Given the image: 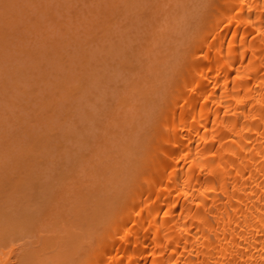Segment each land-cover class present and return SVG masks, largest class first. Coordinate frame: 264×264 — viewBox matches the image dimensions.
Returning a JSON list of instances; mask_svg holds the SVG:
<instances>
[{"label":"bare ground","instance_id":"6f19581e","mask_svg":"<svg viewBox=\"0 0 264 264\" xmlns=\"http://www.w3.org/2000/svg\"><path fill=\"white\" fill-rule=\"evenodd\" d=\"M20 1V0H18ZM26 1V0H25ZM24 1V2H25ZM40 2H42V0H39ZM59 1V0H58ZM63 1V0H62ZM115 1V0H114ZM113 1V3H114ZM126 1V0H125ZM131 1V0H130ZM198 1V0H197ZM207 1V5L206 7L204 6V4H202L204 7V9H206L203 12V16L202 13L201 15L199 14V17H202V19H200L199 24L195 25L197 26V28L193 29L194 32H190L191 34L189 35V40L187 41V44H185L186 49H184L182 55L180 53L179 59L178 57H176L178 59L175 60V62H177V65L173 67V73H170V76L172 75V77L168 78L167 74L165 75L168 78V81H165L166 83H168L169 85L166 88V91L163 90V94L158 93V89H157V93L154 94L157 95L158 100L160 99V101L156 100V102L158 101L160 106L158 107V103H153L151 105V108L153 107L157 114H151L150 115H154L153 117H151L150 115H148L150 117V119H153V126H150L151 128L146 129L148 132L145 131V135H148L147 137H143L146 142H143V140H141V144L139 142V139H142L141 137L139 139H137L138 141H131L134 143H131L132 146H134L133 148H138L137 150H139L138 152H142L140 158L138 159L139 156H136L138 152H136L137 150L135 149L133 152L136 154H134L133 156L135 157V159H137V163L136 160L134 162V158H132L134 164L132 166L136 164H138V166H134L132 168H135V171L128 172V175H125V183H127L128 181V186L126 187L125 191H123L122 189V193L123 195H121L120 189L117 190L120 192L119 198L116 197V204L112 207V205L114 204H109L111 205V207L105 206L103 208H111L109 211H105L107 212L106 215H102L104 216L105 219H103V221H99L100 223L95 224L98 225L95 227V231L92 232L93 234H90L91 236L86 239H84L85 236H80L83 233H80V238L78 236V238L81 240V238H83V240H86L83 243H79V239H78V243L79 245L76 247L77 249L74 250L73 248V244L71 243L72 235H70L69 232L68 235L70 236V244L73 248V250L75 252H73L72 249H70L71 251L68 252H73L70 254V256H72L73 258H75L72 254H76L77 251H80L79 249L81 248L80 252H77L76 258L72 259V257H66L68 255L65 256V259H59L56 258V261H62V264H67L66 259L67 258H71L70 262L72 264H264V0H206ZM205 1V3H206ZM28 1H26L27 3ZM32 2V1H31ZM31 2L29 4H31ZM38 2V4L40 3ZM47 2V1H46ZM56 2V1H55ZM54 2V3H55ZM86 2V1H85ZM99 2V1H98ZM119 2V1H118ZM124 2V1H123ZM121 2V3H123ZM142 2V1H141ZM155 2V1H154ZM195 2V1H193ZM35 3V0H34ZM45 3V2H44ZM48 3H50L48 1ZM63 3V2H62ZM61 3V4H62ZM65 3V2H64ZM69 3V1H68ZM95 3V2H94ZM108 3V2H107ZM116 3V1H115ZM191 3V2H190ZM46 4V3H45ZM52 4V2L50 3ZM59 4V3H57ZM100 4V3H99ZM102 4V3H101ZM144 4V3H143ZM19 5V4H18ZM23 5V4H22ZM42 5V3H41ZM67 5V3L65 4ZM71 5V4H70ZM94 4H92L93 6ZM104 5V3H103ZM115 4H113L114 6ZM171 5V4H170ZM169 5V6H170ZM201 5V6H202ZM29 6V5H27ZM34 6V5H33ZM50 6V5H48ZM100 6V5H99ZM112 6V5H111ZM147 6V5H146ZM188 6V5H187ZM24 9L26 7L23 6ZM35 7V6H34ZM53 7V6H52ZM57 6H55L56 8ZM62 7V6H61ZM98 7V6H97ZM116 7V6H114ZM136 7V6H135ZM148 7V6H147ZM190 7V6H188ZM198 7V6H197ZM36 8V7H35ZM38 8V7H37ZM43 8V7H42ZM94 8V7H93ZM158 8V7H157ZM156 8V9H157ZM165 8V7H164ZM176 8V7H175ZM30 9H32L30 7ZM47 8H45L46 10ZM50 9V7H49ZM61 9V8H60ZM68 9V8H67ZM89 9V8H88ZM101 9V6H100ZM99 9V10H100ZM116 9V8H115ZM171 9V8H170ZM38 10V9H37ZM42 10V9H41ZM59 10V9H57ZM95 10V9H94ZM97 12L99 11L96 8ZM108 10V9H107ZM106 10V11H107ZM111 10V9H110ZM114 10V9H113ZM119 10V9H118ZM137 10V9H136ZM139 10V9H138ZM145 10V9H144ZM143 10V12H144ZM173 10V9H172ZM189 10V9H188ZM199 10V9H198ZM201 10V7H200ZM199 10V11H200ZM201 10V11H202ZM39 11V10H38ZM37 11V12H38ZM47 11V10H46ZM67 11V10H65ZM71 11V10H70ZM69 11V12H70ZM105 11V10H104ZM158 11V10H157ZM28 11L26 10V13ZM32 12V11H30ZM51 12V11H50ZM58 12V11H56ZM63 12V11H62ZM93 12V11H92ZM108 12V11H107ZM106 12V13H107ZM118 12V11H116ZM169 12V11H167ZM192 12V11H191ZM22 13V12H21ZM33 13V12H32ZM30 13V14H32ZM35 13V10H34ZM33 13V14H34ZM91 13V12H89ZM95 13V12H94ZM100 13V11H99ZM121 13V12H120ZM119 13V14H120ZM173 13V12H172ZM181 13V12H180ZM200 13V12H199ZM47 14V13H46ZM54 14V12H53ZM56 14V13H55ZM58 14V13H57ZM69 14V13H68ZM88 14V13H87ZM112 13H110L111 15ZM115 14V11H113V14ZM118 14V15H119ZM137 14V12H136ZM142 14V13H141ZM178 14V13H177ZM186 14V13H185ZM21 15V14H20ZM23 15V14H22ZM21 15V17H23ZM29 15V14H28ZM37 15V14H36ZM43 16H45L44 14H42ZM51 15V14H50ZM94 14H92L91 16H93ZM123 15V14H122ZM167 15V14H166ZM182 15V14H181ZM26 18H28L26 15H24ZM58 16V15H57ZM61 16V15H59ZM65 16V15H64ZM70 16V15H69ZM104 16H106L104 14ZM116 16V15H114ZM113 16V17H114ZM149 16V15H148ZM20 17V16H19ZM42 17V16H41ZM52 17V16H51ZM67 17V16H66ZM90 17V16H89ZM107 17V16H106ZM180 17V16H179ZM25 18V20H26ZM96 18V16H95ZM98 18V17H97ZM119 18V17H118ZM7 19V18H6ZM29 19V18H28ZM27 19V20H28ZM35 19V18H33ZM37 19V18H36ZM41 19V18H40ZM39 19V21H40ZM68 19V18H67ZM89 20V18H87ZM110 19H112V17H110ZM120 19V18H119ZM145 19V18H144ZM165 19V18H164ZM177 19V18H175ZM4 20V19H3ZM9 20V19H8ZM7 20V22H8ZM17 20V19H16ZM19 20H22L21 18ZM45 21V19H43ZM42 20V22H43ZM54 20V19H53ZM70 20V19H69ZM95 20V19H94ZM101 20V19H100ZM106 20V19H105ZM108 20V19H107ZM114 20V19H113ZM112 22L109 20V22L111 23H115V21ZM147 20V19H146ZM168 20V19H167ZM23 21V20H22ZM31 21V20H30ZM84 21V20H83ZM118 21V20H117ZM116 21V22H117ZM178 21V20H177ZM182 21V20H181ZM198 20H196L197 22ZM1 22H3L1 20ZM11 22V21H10ZM19 23V21H17ZM24 22V21H23ZM22 22V24H23ZM49 22H51L49 20ZM61 22V21H60ZM73 22V21H71ZM96 22V21H95ZM6 23V22H4ZM9 23V22H8ZM7 23V24H8ZM21 23V22H20ZM25 23V22H24ZM30 23V22H29ZM47 23V21H46ZM78 23V21H77ZM91 23V21H90ZM97 23V22H96ZM101 23V22H100ZM120 25L121 23L118 22ZM130 23V22H129ZM15 24V22H14ZM27 23H25L26 26ZM45 24V23H43ZM59 24V23H57ZM61 24V23H60ZM80 24V22H79ZM86 24V23H85ZM117 24V23H116ZM196 24V23H195ZM1 25V23H0ZM13 25V22L12 24ZM37 25V24H36ZM40 25V24H39ZM46 25V24H45ZM50 25V24H49ZM54 25V24H53ZM52 25V26H53ZM92 25V24H91ZM90 25V26H91ZM100 25V24H98ZM110 25V24H108ZM129 25V24H128ZM5 26V25H4ZM8 26V25H7ZM24 26V24H23ZM62 25H60L61 27ZM87 26V25H84ZM105 26V25H104ZM123 26V25H122ZM162 26V25H161ZM11 27V26H10ZM14 29L17 30V26H13ZM12 27V28H13ZM36 27V26H35ZM89 27V26H88ZM169 27V26H168ZM5 28V27H4ZM9 27H7L8 29ZM23 28V27H22ZM26 28V27H25ZM33 28V26L31 27V29ZM47 28V27H46ZM50 27H48L49 29ZM78 28V26H77ZM100 28V27H99ZM105 28V27H104ZM157 28V27H156ZM166 28V27H164ZM1 29V28H0ZM3 29V28H2ZM10 29V28H9ZM8 29V30H9ZM13 29V30H14ZM19 29V28H18ZM44 29V28H43ZM59 29V28H58ZM57 29V30H58ZM63 29V28H62ZM67 29V28H66ZM180 29V28H179ZM7 30V31H8ZM11 30V32L13 31ZM15 30V31H16ZM20 30V29H19ZM27 30V29H26ZM37 30V29H36ZM50 30H53L52 28H50ZM60 30V29H59ZM71 30V28H70ZM86 29H84L85 31ZM98 30V29H97ZM96 30V31H97ZM105 30H108L107 27L105 28ZM111 30V29H110ZM163 30V29H162ZM167 30V29H166ZM172 30V29H171ZM4 31V30H3ZM29 31V30H28ZM35 31V30H34ZM39 31V30H38ZM47 31V30H46ZM44 31V32H46ZM66 31V30H65ZM91 31V29L89 30ZM120 31V30H119ZM118 31V32H119ZM136 31V30H135ZM165 31V30H164ZM191 31V29H190ZM19 32V31H18ZM24 32L25 29H24ZM23 32V33H24ZM64 32V31H63ZM101 32V31H100ZM104 32V30H103ZM138 32V31H137ZM153 32V31H152ZM161 32V31H160ZM5 33V31H4ZM8 33V32H7ZM10 33V32H9ZM15 33V32H14ZM17 33V32H16ZM21 33V32H20ZM19 33V34H20ZM29 34V32H26ZM32 33V31L30 32V34ZM41 33V31L39 32ZM56 33V32H54ZM53 33V35H54ZM70 33V32H69ZM90 33V32H88ZM97 33V32H95ZM159 33V32H158ZM2 34V33H1ZM43 34V33H42ZM41 34V35H42ZM79 34V33H78ZM108 34V33H107ZM113 34V33H112ZM131 34V33H130ZM169 34V33H168ZM6 35V34H5ZM4 35V36H5ZM76 35V34H75ZM85 35V33H84ZM97 35H99L97 33ZM96 35V36H97ZM100 35L102 36V34L100 33ZM104 36H106V34H103ZM14 36V35H13ZM25 36V33H24ZM34 36V35H31ZM44 36V35H43ZM41 36V37H43ZM51 36V34H50ZM58 36V35H56ZM78 35H76L77 37ZM81 36V35H80ZM90 36V35H89ZM89 36L88 39H89ZM95 36V38H97ZM110 36V34H109ZM160 36V35H159ZM183 36V35H182ZM8 39L10 38V40L13 38L6 36ZM18 37H20L18 35ZM23 37V36H21ZM28 37V36H27ZM37 35L34 37L36 38ZM53 37V36H51ZM51 37H47V38H51ZM63 37V36H62ZM75 37V38H76ZM83 37V35H82ZM103 37V36H102ZM146 37V36H145ZM176 37V36H175ZM6 38V39H7ZM25 37H23L22 39H24ZM38 38V37H37ZM65 38H68L67 36H65ZM64 38V39H65ZM100 38V37H99ZM106 38V37H104ZM159 38V37H158ZM7 39V42H8ZM15 39V38H13ZM53 39V38H52ZM63 39V38H61ZM87 39V38H85ZM103 39V38H102ZM115 39V38H114ZM157 39V38H156ZM181 39V38H180ZM188 39V38H187ZM28 40V38H27ZM39 40V39H38ZM78 40H80V42L82 41L81 38H79ZM145 40V39H144ZM6 41V40H5ZM47 41V39H46ZM63 41V40H62ZM86 41V40H85ZM95 41H97L95 39ZM106 41V40H105ZM186 41V40H185ZM1 42V41H0ZM4 42V41H3ZM15 42V41H14ZM25 42V41H24ZM33 42V41H31ZM71 42V41H70ZM73 42V41H72ZM91 43V41H89ZM103 42V40H102ZM108 42V41H107ZM9 43V42H8ZM12 43V42H10ZM16 43H21L22 45H24L21 41L19 42H15ZM27 43V42H26ZM29 43V42H28ZM57 43V42H56ZM63 43V42H62ZM83 43V42H82ZM89 43V44H90ZM98 43V41H97ZM100 43V42H99ZM105 43V42H104ZM103 43V45H104ZM111 43V42H109ZM156 43V42H155ZM186 43V42H185ZM2 44V43H1ZM5 44V43H3ZM31 44V43H30ZM44 44V43H43ZM49 44V43H48ZM66 44V43H65ZM74 44V43H73ZM88 44V45H89ZM161 44V43H160ZM17 45V44H16ZM27 45V44H26ZM39 45V44H38ZM52 45V43H51ZM56 45V44H55ZM54 45V46H55ZM70 45V43H69ZM80 45V43L78 44ZM97 45V44H96ZM99 45V44H98ZM97 45V47H98ZM100 45V46H103ZM106 45V44H105ZM128 45V44H127ZM167 45V44H166ZM4 47L7 45H3ZM9 44H8V48H9ZM19 46V45H18ZM21 46V45H20ZM29 47V45H27ZM41 46V44H40ZM39 46V47H40ZM45 46H47L45 44ZM57 46V45H56ZM62 46V45H61ZM110 46V45H109ZM106 46V47H109ZM125 46V44H124ZM139 46V45H138ZM159 46V45H158ZM165 46V45H164ZM184 46V45H182ZM0 47L2 48V45H0ZM5 47V48H6ZM26 47V46H25ZM35 47V46H34ZM38 47V48H39ZM68 46L66 45V48ZM74 47V46H73ZM72 47V49H73ZM87 47V46H86ZM155 47V46H154ZM175 47V46H174ZM5 48H3L2 50H4ZM6 48V49H8ZM11 48H13L11 46ZM36 48V47H35ZM34 48V49H35ZM42 48V47H41ZM54 48V47H52ZM61 47H59L60 49ZM76 48V47H74ZM80 48V47H79ZM78 48V50H79ZM102 48V47H100ZM105 48V47H103ZM102 48V49H103ZM182 48V47H181ZM184 48V47H183ZM31 49V48H30ZM48 49V46H47ZM47 49H45L47 51ZM57 49V48H55ZM68 49V48H67ZM155 48H153L154 50ZM18 50V49H17ZM28 50V49H27ZM33 50V49H31ZM35 49V53H36ZM40 50V49H39ZM49 50H51L49 48ZM48 50V51H49ZM64 50V48H63ZM81 50V49H80ZM149 50V48H148ZM147 50V51H148ZM6 51V50H5ZM4 51V52H5ZM72 51V50H71ZM104 51V49L102 50ZM144 51V50H143ZM163 51V50H162ZM2 52V54L4 53ZM14 52V51H12ZM21 52V51H20ZM30 52V51H29ZM32 52V51H31ZM41 52V50H40ZM54 52V51H53ZM51 52V53H53ZM70 52V50H69ZM68 52V53H69ZM76 52V51H75ZM74 52V53H75ZM80 52V51H77ZM99 52V51H98ZM96 52V53H98ZM137 52V51H136ZM167 52V51H166ZM15 53V52H14ZM34 53V52H33ZM32 53V54H33ZM55 53V52H54ZM72 53V52H71ZM122 53V52H121ZM149 53V52H148ZM6 54V52H5ZM4 54V55H5ZM10 54V51L7 55ZM12 54V53H11ZM41 54L43 55V53L41 52ZM45 54V52H44ZM61 54V53H60ZM66 54V53H65ZM94 54V53H93ZM113 54V53H112ZM129 54V51H128ZM138 54V53H137ZM18 56L20 54H17ZM29 55V54H28ZM51 55V54H50ZM55 55V54H54ZM58 55V54H57ZM62 55V54H61ZM68 55V54H67ZM70 55V54H69ZM68 55V56H69ZM88 55V54H87ZM99 55V53L97 54ZM102 55V54H101ZM121 55V54H120ZM3 56V55H2ZM11 56V55H10ZM16 56V55H14ZM12 55V57H14ZM21 56V55H20ZM49 56V55H48ZM47 56V57H48ZM56 56V55H55ZM54 56V58H55ZM63 56V55H62ZM79 56V55H78ZM94 56V55H93ZM96 56V54H95ZM131 56V55H130ZM145 56V55H144ZM148 56V55H147ZM156 56V55H155ZM165 56V55H164ZM169 56V55H167ZM1 57V56H0ZM8 56H5V58H7ZM24 57V56H23ZM27 57V56H26ZM85 57V56H84ZM133 57V56H132ZM171 57V56H170ZM3 57V59H5ZM11 58V57H10ZM21 58V57H20ZM33 58V57H32ZM38 58V57H37ZM40 58H42L40 56ZM46 58V57H45ZM51 58V57H50ZM63 58V57H62ZM70 58V56H69ZM76 58V57H74ZM90 58V57H89ZM114 58V57H113ZM162 58V57H161ZM2 59V58H1ZM2 59V62H3ZM14 59V58H12ZM19 59V58H18ZM23 59V58H22ZM31 59V58H29ZM39 59V58H38ZM47 59V58H46ZM56 59V58H55ZM61 59V58H60ZM104 59V58H103ZM120 59V58H119ZM155 59V58H153ZM10 60V59H9ZM35 60V59H33ZM48 60V59H47ZM52 60V59H51ZM54 60V59H53ZM69 60V59H66ZM131 61V59H129ZM142 60V59H141ZM148 60V59H147ZM152 60V59H151ZM15 61V60H14ZM18 61V60H17ZM27 61V59H26ZM32 63V60H29ZM43 61L44 57H43ZM50 61V59H49ZM56 61V60H55ZM63 61V59H62ZM87 61V60H86ZM92 61V60H91ZM96 61V60H95ZM168 61V60H167ZM7 62V61H4ZM21 62V60H20ZM25 62V61H24ZM53 62V61H51ZM50 62V63H51ZM58 62V61H57ZM56 62V63H57ZM74 62V61H73ZM82 62V61H81ZM93 62V61H92ZM104 62V61H103ZM128 62V61H127ZM1 63V61H0ZM8 63V62H7ZM4 65V63L1 65H3V68L1 66V68L4 70L6 68H4L6 66V64ZM10 63V62H9ZM14 63L8 64L7 67L9 66L10 69L12 68V66H14ZM22 63V62H21ZM20 63V64H21ZM26 63V62H25ZM54 63V62H53ZM52 63V64H53ZM85 63V62H84ZM95 63V62H94ZM119 63V62H118ZM122 63V62H121ZM125 63V61H124ZM152 63V62H151ZM28 64V63H27ZM33 64V63H32ZM36 64V63H34ZM33 64V65H34ZM47 64V63H45ZM51 64V67H52ZM86 64V63H85ZM84 64V65H85ZM107 64V63H106ZM19 65L16 63V66ZM29 65V64H28ZM31 65V64H30ZM31 65V67L33 66ZM39 65L36 64L35 66V70L37 69V66ZM41 65H44L43 62ZM40 65V66H41ZM49 65V64H48ZM47 65V66H48ZM83 65V67H84ZM101 65V64H100ZM127 65V63H126ZM142 65V64H141ZM159 65V64H158ZM61 66V65H60ZM58 66V67H60ZM76 66V65H75ZM120 66V65H119ZM128 66V65H127ZM136 66V65H134ZM134 66H132L134 68ZM140 66V65H139ZM146 66V65H145ZM18 67V66H17ZM22 67V66H20ZM27 67V66H26ZM46 67V66H45ZM62 67V66H61ZM116 67V66H115ZM114 67V68H115ZM125 67V65H124ZM123 67V68H124ZM142 67V66H141ZM162 67V66H161ZM15 69V67H13ZM19 68V67H18ZM25 68V67H24ZM23 68V69H24ZM30 68V67H29ZM40 68V67H38ZM47 68V67H46ZM65 68V67H64ZM63 68V70H64ZM86 68V67H85ZM91 68V67H89ZM117 68V67H116ZM130 66L129 69L130 70ZM136 68V67H135ZM149 68V67H148ZM9 69V68H8ZM7 69V70H8ZM13 69V70H14ZM17 69V68H16ZM32 69V68H31ZM30 69V70H31ZM42 68H40L39 70H41ZM54 69V68H53ZM53 69L51 71H53ZM56 69V68H55ZM93 69V68H92ZM126 69V70H127ZM145 69V68H144ZM172 69V68H170ZM45 70V69H44ZM47 70V69H46ZM57 70V69H56ZM123 70V69H122ZM143 70V69H142ZM12 71V70H11ZM20 72H22L19 69ZM24 71H29L24 70ZM49 71V68L48 70ZM50 71V72H51ZM72 71V69L70 70V72ZM87 71V70H86ZM92 71V70H91ZM112 71V70H111ZM137 71V70H135ZM172 71V70H171ZM169 71V72H171ZM10 70L7 72L9 73ZM15 72V71H14ZM19 72V73H20ZM36 72V71H35ZM38 74L43 75V71H38ZM42 72V73H39ZM50 72H44L45 73H50ZM54 72H56L54 70ZM68 72V71H67ZM77 72V71H76ZM100 72V71H99ZM115 72V71H114ZM123 72V71H122ZM166 71V73H169ZM2 73V71H0V74ZM5 73V72H4ZM16 73V72H15ZM57 73V72H56ZM78 73V72H77ZM82 73V72H81ZM88 73V72H87ZM146 73V72H145ZM149 73V72H147ZM155 73V72H154ZM165 73V72H164ZM11 74V73H10ZM22 74H25L22 72ZM21 74V75H22ZM34 74V73H33ZM32 74V75H33ZM63 74V73H62ZM67 74V73H66ZM93 74V73H92ZM99 74V73H98ZM129 74V73H128ZM133 74V73H132ZM143 74V73H142ZM18 74V69H17V74ZM15 75V76H16ZM40 75V76H41ZM52 75V74H51ZM64 75V74H63ZM62 75V76H63ZM72 75V74H71ZM87 75V74H86ZM111 75V74H110ZM136 75V74H135ZM156 74H154L155 76ZM164 75V74H163ZM3 76V75H1ZM6 76V75H4ZM35 76V75H33ZM32 76V78H34ZM46 76H50L49 74ZM56 76V75H55ZM82 76V75H81ZM130 76V75H129ZM175 76V77H174ZM8 77V75H7ZM13 77V76H12ZM18 77V76H17ZM22 77V76H21ZM29 77V76H28ZM89 77V76H88ZM110 77V76H109ZM143 77V76H142ZM157 77V76H156ZM162 77V74H161ZM166 77L164 78V80L166 79ZM3 78V77H2ZM8 78H11L10 75ZM23 77V81L27 82L29 78H25ZM31 78V79H32ZM50 79V77H48ZM69 78V77H68ZM79 78V77H77ZM76 78V79H77ZM95 78V77H94ZM113 78V77H112ZM132 78V76H131ZM135 78V77H134ZM16 79V78H15ZM19 79V78H18ZM40 79V77H39ZM44 79V78H43ZM46 79V78H45ZM48 79V80H49ZM58 79L61 80V78L58 77ZM55 78V81L58 80ZM129 79V78H128ZM170 79V80H169ZM5 80V79H4ZM12 80V78H11ZM21 80V79H20ZM47 80V81H48ZM66 80V77H65ZM149 80V79H147ZM167 80V79H166ZM3 81V80H0ZM7 81V80H6ZM19 81V80H18ZM22 81V80H21ZM33 81V80H32ZM37 81V80H36ZM46 81V82H47ZM69 81V80H68ZM75 81V80H73ZM83 81V80H82ZM125 81V80H124ZM128 81V80H127ZM139 81V80H137ZM142 81V80H141ZM160 81V80H159ZM11 82V81H10ZM13 85L14 82L13 81ZM34 82V81H33ZM42 79H41V83H42ZM54 82V81H53ZM58 82V81H57ZM121 82V81H120ZM155 82V81H154ZM8 83V85L10 84L9 82H5ZM4 83V84H5ZM22 83V82H20ZM30 83V81L28 82ZM38 83V82H37ZM40 83V84H41ZM74 83V82H73ZM141 83V82H140ZM157 83V82H156ZM160 83H163L162 81ZM2 84V83H1ZM12 84V83H11ZM19 84V83H18ZM24 82L22 83L23 86ZM49 84V83H48ZM47 84V85H48ZM88 84V83H87ZM93 84V83H92ZM135 84V83H134ZM21 85V84H20ZM29 85V84H26ZM25 85V88L27 87ZM32 85V84H30ZM36 85V84H35ZM96 85V84H95ZM113 85V84H112ZM124 85V84H123ZM122 85V86H123ZM138 85V84H137ZM148 85V84H147ZM161 85V84H159ZM45 87V85H43ZM80 86V85H79ZM85 85H83L84 87ZM155 86V85H154ZM152 86V88L154 87ZM157 86V84H156ZM1 87V85H0ZM15 86L11 87L9 86V88H12ZM39 87L36 85V88ZM41 87V86H40ZM53 87V86H52ZM75 87V86H73ZM120 87V86H119ZM130 87V86H129ZM133 87V86H132ZM135 87L136 84H135ZM159 87V86H158ZM34 88V86H33ZM55 88V87H54ZM96 88V87H95ZM117 88V87H116ZM163 88V87H162ZM161 88V89H162ZM28 89V88H27ZM45 89V88H44ZM64 89V88H63ZM70 89V88H69ZM88 89V88H86ZM134 89V88H133ZM139 89V88H138ZM137 89V90H138ZM155 89V87L153 88ZM160 89V91H161ZM164 89V88H163ZM2 91L5 92V90L1 89ZM16 90V89H15ZM19 90V89H18ZM30 90V89H29ZM35 91H37V89H34ZM42 89L40 88V91ZM53 90V89H52ZM57 91V89H55ZM76 90H80V88L76 87ZM74 89V93L71 92L73 91V89L70 91L71 94H76V91ZM96 90V89H95ZM147 90V88H146ZM7 91V90H6ZM21 91V90H20ZM19 91V92H20ZM31 91V90H30ZM39 91V90H38ZM37 91V92H38ZM39 91V92H40ZM62 91V90H61ZM135 91V89H134ZM140 91V89H139ZM1 92V91H0ZM17 91V93H19ZM38 92V93H39ZM42 92V91H41ZM44 92V91H43ZM46 92V89H45ZM68 92V91H67ZM84 92V91H83ZM133 92V91H132ZM9 94V92L7 91L6 94ZM12 93V92H11ZM36 93V92H35ZM48 93V92H46ZM82 93V92H81ZM129 93V92H128ZM139 94V92H136ZM142 93V92H141ZM150 93V92H149ZM1 94V93H0ZM23 94V92H22ZM26 94V93H25ZM28 94V93H27ZM31 94V92H30ZM41 94V93H40ZM38 94V96L40 95ZM43 94V93H42ZM70 94V95H71ZM88 94V93H87ZM146 94V93H145ZM2 95V94H1ZM0 95V97L2 96ZM14 95V94H13ZM16 95V94H15ZM24 95V94H23ZM45 95V94H44ZM55 95V93H54ZM58 95V94H57ZM61 95V94H60ZM65 95V94H64ZM71 95V96H73ZM84 95V94H83ZM91 95V94H90ZM161 97H158L160 96ZM163 95V96H162ZM18 96V95H16ZM22 96V95H20ZM43 96V95H42ZM41 95L39 97H42ZM77 96V95H75ZM87 96V95H85ZM131 96V95H130ZM138 96V95H137ZM141 96V94H140ZM165 96V97H164ZM12 97V96H11ZM32 97V95H31ZM30 97V98H31ZM34 97V96H33ZM44 97V96H43ZM47 97V96H46ZM55 97V96H54ZM60 97V96H59ZM164 97V98H163ZM4 98V96H3ZM22 97H20L19 99H21ZM26 97H24V100ZM30 98H28V101ZM34 98H37V96H35ZM51 98V97H49ZM79 98V97H78ZM84 98V97H83ZM82 101H85L83 100ZM136 98V97H134ZM150 98V97H148ZM9 99V98H8ZM23 99V98H22ZM32 99V98H31ZM71 99V97H70ZM93 99V98H92ZM91 99V100H92ZM98 99V98H97ZM104 99V98H103ZM106 99V98H105ZM112 99V98H111ZM124 99V98H123ZM128 99V97H127ZM1 100V99H0ZM4 100V99H2ZM17 100V99H15ZM40 100V99H39ZM44 100V99H43ZM59 100V99H58ZM132 100V99H131ZM138 100V99H137ZM19 103L21 100H18ZM28 101H26L28 103ZM38 101V100H37ZM76 101V100H75ZM80 101V100H79ZM81 101V102H82ZM1 102V101H0ZM7 102V101H6ZM5 102V103H6ZM40 102V101H39ZM74 102V101H73ZM111 102V101H110ZM124 103V101H122ZM126 102V100H125ZM130 102V101H129ZM4 105V101L1 102V105ZM32 103V102H29ZM47 103V102H46ZM54 103V102H53ZM88 103V102H87ZM102 103V102H101ZM136 103V102H135ZM150 103V102H149ZM38 104V103H37ZM36 104V106H37ZM42 104V101H41ZM44 104V103H43ZM60 105V103H58ZM79 104V103H78ZM100 104V103H99ZM106 104V103H105ZM113 104V103H112ZM111 104V105H112ZM122 104V103H121ZM131 104V102H130ZM137 104H139L137 102ZM155 104V105H154ZM9 104H7L8 106ZM23 105V104H22ZM35 105V104H34ZM32 105V106H34ZM82 105V103H81ZM119 105V104H118ZM128 105V102L125 103V106ZM136 105V104H134ZM144 105V104H143ZM16 106V105H15ZM19 106V104L17 105ZM46 106V105H45ZM51 106L52 105H48ZM66 106V105H65ZM64 106V107H65ZM79 106V105H78ZM123 106V104H122ZM147 106V105H145ZM155 106H157L155 108ZM14 107V106H13ZM11 107V108H13ZM20 107V106H19ZM30 107V106H29ZM42 107V105H41ZM90 107V106H89ZM96 107V106H95ZM120 107V106H119ZM124 107V106H123ZM135 107V106H134ZM149 107V106H147ZM10 108V107H9ZM106 108V107H105ZM125 108V107H124ZM126 108H128L126 106ZM130 108V107H129ZM15 109V108H14ZM27 108H25V111H27V113H29L30 111L26 110ZM33 109V107H32ZM40 109V108H39ZM45 109V108H44ZM62 109V108H60ZM94 109V107H93ZM116 109V108H115ZM134 109V108H133ZM135 109H137L136 111L140 112V110H142L141 108L138 110V108L135 107ZM150 109V108H149ZM18 112V109H16ZM30 110V109H29ZM49 110V109H48ZM58 110V108H57ZM92 110V109H91ZM95 110V109H94ZM132 110V109H131ZM147 110V109H146ZM159 110V111H158ZM15 111V110H14ZM24 110L21 112H25ZM38 111V109H37ZM40 111V110H39ZM46 111V110H45ZM51 111V110H50ZM49 113L51 114V111ZM55 111V110H54ZM82 111V110H81ZM134 111V110H133ZM136 111H134L136 113ZM20 112V114H22ZM33 112V111H31ZM30 112V113H31ZM56 112V111H55ZM59 113L58 112V116L60 115V117L63 114V111L60 110ZM80 112V111H79ZM94 112V111H93ZM131 112V111H130ZM133 112V113H134ZM12 113L14 114V112L12 111ZM82 113V112H81ZM141 113V112H140ZM17 114V113H16ZM14 114V115H16ZM24 114V113H23ZM45 114V113H44ZM49 114V115H50ZM57 114V113H56ZM85 114V113H84ZM92 114V113H91ZM137 114V116H136ZM135 116L138 117L139 113H136ZM26 115V114H25ZM31 114H28L27 117H30ZM35 115V113H34ZM54 115V114H53ZM51 114V116H53ZM65 114H63L64 117ZM72 115V114H71ZM123 115V114H122ZM145 115V113H144ZM157 117H156V116ZM23 116V115H21ZM77 116V115H76ZM87 116V115H86ZM89 116V114H88ZM108 116V115H107ZM106 116V117H107ZM26 117V119H27ZM37 117V115H36ZM43 117V115H42ZM54 117V116H53ZM56 117V118H57ZM119 117V116H118ZM10 118V116H9ZM7 117L6 121L9 119ZM13 118V115H12ZM16 119H18L17 117H15ZM55 118V119H56ZM62 118V117H61ZM89 118V117H88ZM20 119V118H19ZM31 119V117L29 118ZM28 119V120H29ZM37 119V118H35ZM41 119V118H40ZM45 118H43L44 120ZM48 119V117H47ZM46 119V120H47ZM59 118H57V120H55L56 124H61V122L58 121ZM64 119V118H63ZM75 119V118H74ZM84 119V118H83ZM129 119V118H128ZM127 119V120H128ZM139 119V118H138ZM149 119V120H150ZM10 120V119H9ZM13 120H15L13 118ZM53 120V119H52ZM65 120V119H64ZM69 120V119H68ZM117 120V119H116ZM147 120V119H146ZM145 119L143 120V123L146 121ZM5 121V119H4ZM18 121V120H17ZM16 121V122H17ZM22 121V119H21ZM27 121V120H26ZM30 124H35V122H31ZM60 121H62V119H60ZM89 121V119H88ZM110 121V120H109ZM130 121V120H129ZM135 121V117H133V121H131L132 123ZM151 121V120H150ZM155 121V122H154ZM1 122V120H0ZM12 122V121H11ZM19 122V121H18ZM46 122V121H45ZM59 122V123H57ZM73 122V121H72ZM108 122V121H107ZM23 123H25V120L23 121ZM42 123V122H41ZM95 123V122H94ZM106 123V122H105ZM142 126H145L143 125ZM148 123V121L146 122V124ZM8 124V123H7ZM17 124V123H16ZM15 124V125H16ZM51 124V122L49 123ZM59 124V125H60ZM63 124V123H62ZM82 124V122H81ZM114 124V122H113ZM128 124V123H126ZM131 124V123H130ZM139 124V123H138ZM13 125V123H11V126ZM21 125V124H20ZM36 125V124H35ZM86 125V124H85ZM120 125V124H119ZM150 125L147 124V126ZM152 125V123H151ZM5 126V125H4ZM23 126V125H22ZM39 126V125H37ZM48 126V125H47ZM55 126V125H54ZM62 126V125H61ZM68 126V125H67ZM82 126V125H81ZM146 126V127H147ZM26 127V125H25ZM45 127V126H44ZM58 127V126H57ZM60 127V126H59ZM58 127V129H59ZM75 127V125H74ZM3 127H1L2 129ZM9 129V126L7 127ZM17 128V127H16ZM31 128V127H30ZM34 128V125L33 127ZM37 128V127H36ZM36 128H34V131H38L39 134V130L41 129L39 127V130H35ZM43 128V127H42ZM48 128V127H47ZM128 128V126H127ZM7 129V130H8ZM13 129V128H11ZM10 129V132H11ZM51 129V128H50ZM78 129V128H77ZM139 129V128H138ZM142 129V128H141ZM4 130V129H3ZM3 130H1V132H3ZM6 130V129H5ZM31 130V129H30ZM42 130V129H41ZM46 130V128H45ZM52 130V129H51ZM72 130V129H71ZM87 130V129H86ZM113 130V129H112ZM144 130V129H143ZM14 131V130H13ZM58 131V130H57ZM83 131V130H82ZM120 131V129H119ZM8 132V131H7ZM29 132V130H28ZM69 132V131H68ZM32 133V132H31ZM34 133V132H33ZM32 133V134H33ZM122 133V131H121ZM124 133V132H123ZM129 133V131H127V134ZM139 133V132H138ZM15 134V133H14ZM29 134V133H28ZM31 134V135H32ZM58 134V133H57ZM112 134V133H111ZM21 135V134H20ZM54 135V133H53ZM56 135V134H55ZM54 135V136H55ZM94 135V134H93ZM106 135V134H105ZM119 135V134H118ZM138 135V134H137ZM25 136V135H24ZM38 136L34 134V138ZM100 136V135H99ZM141 136V135H140ZM144 136V135H143ZM11 137V136H10ZM19 137V135H18ZM17 137V138H18ZM26 137V136H25ZM60 137V136H59ZM67 137V136H66ZM74 137V136H73ZM87 137V136H86ZM114 137V136H113ZM119 137V136H117ZM126 137V136H125ZM15 138V137H14ZM52 138V136H51ZM54 138V137H53ZM65 138V137H64ZM63 138V139H64ZM80 138V137H79ZM103 138V136H102ZM132 138V137H130ZM23 139V138H22ZM32 139V138H30ZM36 139V138H35ZM43 139V138H42ZM62 139V138H60ZM83 139V138H82ZM89 139V138H88ZM110 139V138H109ZM6 140V139H5ZM29 140V139H28ZM52 140V139H51ZM58 140V138H57ZM66 140V139H65ZM105 140V139H104ZM121 140V139H120ZM125 140V139H124ZM135 140V139H134ZM1 141V140H0ZM112 141V140H111ZM119 141V140H118ZM3 142V141H2ZM13 142V141H12ZM37 142V141H36ZM42 142V141H41ZM55 142V141H54ZM62 142V141H61ZM88 142V141H87ZM103 142V141H102ZM125 142V141H124ZM138 143V147H137V143ZM143 142V143H142ZM39 143V142H38ZM37 143V144H38ZM74 143V142H73ZM99 143V142H98ZM46 144V143H45ZM61 144V143H60ZM64 144V143H63ZM93 144V143H92ZM95 144V143H94ZM104 144V143H103ZM102 144V145H103ZM112 144V143H111ZM114 144V143H113ZM130 144V143H129ZM143 148V145L144 148ZM5 145V144H4ZM8 145V144H7ZM13 146H15L14 144H12ZM36 144H34L35 146ZM57 145V144H56ZM71 145V144H70ZM91 145V144H89ZM48 146V144H47ZM62 146V145H61ZM60 146V147H61ZM64 146V145H63ZM62 146V149H64V147ZM110 146V145H109ZM108 146V147H109ZM131 146V145H130ZM8 147V146H7ZM31 147V146H30ZM69 147V146H68ZM67 147V148H68ZM94 147V146H93ZM99 147V146H98ZM4 148V147H2ZM20 148V147H19ZM39 148V147H37ZM72 148V147H71ZM96 148V147H95ZM127 148V147H126ZM129 148V147H128ZM131 148V147H130ZM132 148V150H133ZM36 149V148H34ZM61 149V148H60ZM59 149V150H60ZM66 149V147H65ZM101 149V148H100ZM113 149V147H112ZM4 150V149H3ZM15 150V149H14ZM40 150V149H39ZM67 150V149H66ZM69 150V148H68ZM67 150V151H68ZM77 150V149H76ZM91 150V149H90ZM117 150V149H116ZM17 151V150H16ZM32 151V150H31ZM29 151V152H31ZM45 151V150H44ZM47 151V150H46ZM50 151V150H49ZM53 151V150H52ZM58 151V150H57ZM74 151V148H73ZM72 151V152H73ZM78 151V150H77ZM92 151V150H91ZM110 151V150H109ZM20 152V151H19ZM33 152V151H32ZM31 152V153H32ZM40 152V151H39ZM71 152V150L69 151ZM68 152V153H69ZM71 152V153H72ZM128 152V150H127ZM18 153V152H17ZM25 153V152H24ZM30 153V154H31ZM69 153V154H71ZM94 153V152H93ZM21 154V153H19ZM59 153H57L58 155ZM68 154V155H69ZM129 154V153H128ZM132 154V153H131ZM143 154V155H142ZM37 155V154H36ZM56 155V154H55ZM90 155V154H89ZM138 155H140L138 153ZM3 156V155H2ZM5 156V155H4ZM30 156V155H29ZM40 156V155H39ZM43 156V155H42ZM41 156V157H42ZM105 156V155H104ZM26 157V156H25ZM38 156H36L37 158ZM64 157V156H63ZM69 157V156H68ZM97 157V156H96ZM22 158V157H21ZM31 158V156H30ZM33 158L31 159V161L34 163V161H36L37 159ZM131 158V155L129 157V159ZM16 159V158H15ZM18 159V157H17ZM16 159V164L15 166L19 165V167H23L21 165L22 160L18 162V160ZM34 159V161H33ZM36 159V160H35ZM52 159V158H51ZM58 159V158H57ZM54 159V160H57ZM88 159V158H87ZM91 159V158H90ZM89 159V160H90ZM95 159V158H94ZM114 159V158H113ZM12 161H10V163H8V161H5L6 163L1 162V165L6 166V167H1L0 166V171L1 172H5L4 170H6V173L10 170L13 169L14 167L13 164V159H11ZM24 163H25V159H23ZM41 160V159H40ZM61 160V159H60ZM131 160V159H130ZM15 161V160H14ZM47 161V160H46ZM50 161V160H49ZM53 161V160H52ZM97 161V160H96ZM123 161V159H122ZM18 162V163H17ZM31 162V164H32ZM40 162V161H39ZM68 162V161H67ZM77 162V161H76ZM102 162V161H101ZM28 164V162H26ZM25 163V166H27ZM41 163V162H40ZM47 163V162H46ZM53 163V162H52ZM57 163V162H56ZM63 163V162H62ZM104 163V162H103ZM107 163V162H106ZM124 163V162H123ZM6 164V165H5ZM8 164L10 165V168ZM30 164V162H29ZM28 164V165H29ZM30 164V166H31ZM109 164V163H108ZM132 164V163H131ZM21 165V166H20ZM24 165V164H23ZM36 165V164H35ZM45 165V164H44ZM94 165V164H93ZM99 165H101L99 163ZM24 166V167H25ZM34 166V165H33ZM38 164L36 165V167L38 168ZM41 166V164H40ZM89 166V164H88ZM116 166V165H115ZM128 166V165H127ZM130 166V165H129ZM35 166L33 168H36ZM51 167V166H50ZM57 167V166H56ZM59 167V166H58ZM95 167V166H94ZM131 167V166H130ZM4 170H3V169ZM6 168L10 169L7 170ZM16 168V167H15ZM18 168V166H17ZM17 168L15 169L16 171H19V168L17 170ZM28 168H32L28 167ZM70 168V167H69ZM118 168V167H117ZM27 169V168H26ZM25 169V171L27 172V170ZM73 169V168H72ZM86 169V168H85ZM112 169V168H111ZM3 170V171H2ZM23 170V168H22ZM29 170V169H28ZM31 170V169H30ZM35 170V169H34ZM63 170V169H62ZM97 170V169H96ZM116 170V168H115ZM14 171V170H13ZM59 171V170H58ZM125 171V170H124ZM123 171V172H124ZM126 171H128L126 169ZM0 172V173H1ZM8 172V173H9ZM15 172V171H14ZM21 172V171H19ZM23 172V171H22ZM21 172V173H22ZM32 172V170H31ZM34 172V171H33ZM38 172V171H36ZM114 172V171H113ZM28 173V172H27ZM44 173V172H43ZM53 173V171L51 172ZM63 173V172H62ZM86 173V172H85ZM94 173V171L92 172ZM112 173V172H111ZM118 173V172H116ZM120 173V172H119ZM118 173V174H119ZM127 172H124V174H126ZM130 173L133 174L132 179L130 175ZM3 174V173H2ZM5 174V173H4ZM11 176L13 175L12 173ZM17 174V173H15ZM19 174V173H18ZM25 173H22V175ZM30 174V173H29ZM54 174V173H53ZM61 174V173H60ZM65 174V173H63ZM89 174V173H88ZM22 175H19L22 177ZM32 175V173L30 174ZM29 175V176H30ZM35 175V174H33ZM37 175V174H36ZM40 175V174H39ZM38 175V176H39ZM43 175V174H42ZM59 175V174H58ZM62 175V174H61ZM67 174H65L66 176ZM95 175V174H94ZM123 175V174H122ZM1 176V175H0ZM6 175L5 178H7ZM37 176V177H38ZM52 176V175H51ZM106 176V175H105ZM10 177V176H9ZM8 177V178H9ZM13 177V176H12ZM17 177V175H16ZM26 177V176H23ZM44 177V175H43ZM92 177V176H91ZM123 177V176H121ZM120 177L121 180H123ZM127 177V178H126ZM128 177L130 178V180L128 179ZM1 181H4L6 184L7 179H2V176L0 177ZM11 178V177H10ZM30 180L33 179V181H31L32 186L31 190L32 191H28L30 190V186L27 187L28 190H25V188H20L22 194L25 192L24 195L19 194V192L17 191L16 187L14 185H8V187L10 186H14L13 188L16 189V191L18 193H16L17 195L19 194V196H21L20 198H22V196H25L27 193V195L29 196H25V199L23 200L24 203H20L21 204V208H22V204L24 206H30L31 208H33L34 206V210H36L38 207V211H43L45 208L48 209V205L50 206L51 202L48 201L49 195H47V193L52 192L49 191L47 189V193L45 194V198L44 199V191L41 192L39 190V187H41L40 184L41 183V179L38 178V180L40 179V182H38V180H36V178H31L29 177ZM60 178V177H59ZM67 180V177H65ZM70 178V176H69ZM119 178V177H118ZM14 179V178H13ZM26 179V178H23ZM62 179V178H61ZM60 179V180H61ZM75 179V177L73 178ZM88 179V178H86ZM90 179V178H89ZM94 179V178H93ZM9 180V179H8ZM7 180V181H8ZM12 180V179H11ZM22 180V179H21ZM37 181V183L40 185H38L37 187V183H35L34 181ZM52 180V179H51ZM59 180V179H58ZM64 180V177H63ZM64 180V181H66ZM96 180V179H94ZM127 180V181H126ZM0 181V182H1ZM14 180H12L11 182H13ZM20 181V180H19ZM25 181V180H24ZM47 181V180H46ZM50 181V180H49ZM57 181V180H56ZM98 181V180H97ZM27 182V181H26ZM72 182V181H71ZM93 182V181H92ZM96 182V181H95ZM109 182V181H108ZM119 182V180H118ZM124 181L120 182L119 185H121ZM3 183V182H1ZM0 183V184H1ZM22 183V182H20ZM30 183L29 181L26 183L28 184ZM50 183V182H49ZM53 183V182H52ZM64 184V182H62ZM68 183V182H67ZM75 183V181H74ZM80 183V181H79ZM78 183V184H79ZM99 183V182H98ZM101 183V182H100ZM24 184V185H26ZM34 184V185H33ZM3 185V184H2ZM77 185V184H76ZM102 185V184H101ZM124 184L121 185L120 188H122ZM5 185H3L4 187ZM23 186V185H21ZM45 186V184H44ZM48 187V185H46ZM51 186V185H50ZM57 186V185H56ZM73 186V185H72ZM119 187L118 184H116L113 187ZM84 187H86L84 185ZM97 187H100L99 185ZM108 187V186H107ZM45 188V187H44ZM49 188V187H48ZM55 188V187H54ZM2 187H0V191ZM5 189H7V187H5ZM12 189V188H11ZM10 188L8 189L9 191L11 190ZM23 189V190H22ZM40 191L41 193H37L38 191ZM40 189H43L40 188ZM51 189V188H50ZM58 189V188H57ZM72 189V188H71ZM102 189V187H101ZM115 189V188H113ZM4 190V189H3ZM33 190L36 192L34 194ZM52 190V189H51ZM89 190V189H88ZM87 190V192H89ZM95 190V189H94ZM93 190V191H94ZM100 190V189H98ZM105 190V189H103ZM6 191V190H5ZM8 191V192H9ZM13 190H11L12 192ZM27 191V193H26ZM115 190L112 191V193L117 195V191L116 193H114ZM7 192V191H6ZM4 192V193H6ZM15 192V191H14ZM56 192V191H55ZM102 192V191H101ZM106 193V191H103ZM102 192V193H103ZM58 193V192H57ZM56 193V194H57ZM64 193V192H63ZM62 193V194H63ZM80 196H81V192L79 191ZM83 193V192H82ZM112 193H110V195H113ZM3 194V193H2ZM1 194V195H2ZM10 194V193H8ZM15 194V193H13ZM55 194V193H54ZM61 194V193H59ZM88 194V193H85ZM92 194V193H91ZM108 194V193H106ZM7 195V194H6ZM12 197V193L10 194ZM10 195H7V198L10 197ZM32 195V197H31ZM40 195V197L38 196ZM42 195V196H41ZM64 195V194H63ZM62 195V196H63ZM67 195V194H65ZM64 195V196H65ZM84 195V193H83ZM93 195H95V193H93ZM105 195V194H103ZM103 195H101L99 197V199L103 197ZM117 195V196H118ZM73 196V195H72ZM75 196V195H74ZM73 196V197H74ZM99 196V195H98ZM4 197V196H3ZM14 197V196H13ZM35 197V198H34ZM40 199H38V198ZM43 199H42V198ZM52 197V196H51ZM58 197H61L58 196ZM57 197V198H58ZM77 197V196H76ZM97 197V196H96ZM106 197V196H105ZM109 197V195H108ZM6 198V197H5ZM5 198H2L5 199ZM6 198V199H7ZM17 198H19L17 196ZM24 198V197H23ZM22 198V199H23ZM30 200H29V199ZM82 198V196H81ZM85 198V197H84ZM112 198V197H110ZM115 198V197H114ZM9 199V198H8ZM7 199V200H8ZM34 199V200H31ZM36 199V201H35ZM52 199V198H51ZM80 199V198H79ZM93 199V198H92ZM96 199V198H95ZM98 199V200H99ZM105 199V202L107 203V199ZM11 199L8 200V202ZM16 200V199H14ZM18 200V199H17ZM20 200V199H19ZM44 200V203L42 201ZM61 200V198H60ZM66 200V199H65ZM75 200V199H74ZM77 200V199H76ZM4 201V200H3ZM13 201V200H12ZM21 201V200H20ZM29 201V202H26ZM33 201V202H32ZM35 201V202H34ZM44 204V206H40V202ZM53 201H54V196H53ZM52 203L54 204L55 202ZM58 201V199H57ZM62 201H64L63 197H62ZM67 201H71V200H67ZM78 201V200H77ZM80 201H83L82 199ZM91 201V200H90ZM95 200H92L91 204H93ZM110 201V202H111ZM16 202V201H15ZM13 202L12 205L15 203ZM19 202V201H18ZM39 202V204H38ZM49 202V204H47ZM98 202V201H96ZM101 202V200H100ZM1 203V202H0ZM5 203V202H4ZM35 203V205L33 204ZM37 203V204H36ZM57 203V202H56ZM62 203V202H61ZM73 203V202H71ZM70 203V204H71ZM74 203H76L74 201ZM80 203V202H79ZM77 203V205L79 204ZM83 203V202H82ZM109 203V202H108ZM17 204V203H16ZM15 204V205H16ZM29 204V205H28ZM45 204L47 206H45ZM52 204V205H53ZM60 204V203H58ZM66 204V203H65ZM64 204V205H65ZM81 204V203H80ZM87 204V202H85V205ZM90 203H88L89 206ZM1 205V204H0ZM8 206V204H5V206ZM18 205V204H17ZM32 205V206H31ZM34 205V206H33ZM39 205V206H37ZM55 205V204H54ZM61 205V204H60ZM63 205V203H62ZM69 206V204H67ZM75 205V204H74ZM95 205V204H94ZM99 205H102L101 203ZM98 203H96V208L99 207ZM103 205H107L104 203L103 201ZM102 205V206H103ZM6 206V207H7ZM24 206V211L26 212V208L25 209ZM67 206V207H68ZM99 207V208H102ZM4 207L2 206L1 208L4 209ZM5 207V208H6ZM11 207V206H10ZM14 207V206H12ZM16 207H20L16 206ZM29 207V208H30ZM37 207V208H36ZM56 206H54L55 208ZM60 207L61 206H58ZM57 207L54 209L56 210ZM65 207V208H67ZM82 207V206H81ZM81 207L79 205L78 208ZM84 207V206H83ZM0 208V209H1ZM28 208V209H29ZM30 208V209H31ZM43 208V209H42ZM59 208V212L60 216L62 214V210ZM77 208V207H76ZM93 208V207H92ZM11 209V208H10ZM9 209V212H10ZM15 209V208H14ZM18 209V208H16ZM15 209V210H16ZM29 209V210H30ZM46 209L44 210L46 213ZM51 210V207L49 208ZM72 210L74 208H71ZM70 209V210H71ZM87 210V208H84V210ZM95 209V208H94ZM93 209V210H94ZM22 210V211H23ZM27 210V211H29ZM76 210V209H75ZM88 213V211H86ZM1 211H3L1 209ZM14 211V210H12ZM19 212L21 210H18ZM31 211V210H30ZM32 211V214H33ZM43 211V212H44ZM52 211V210H51ZM66 211V210H65ZM74 211V210H73ZM4 212V211H3ZM7 212V211H6ZM8 212V213H9ZM17 212V211H16ZM35 212V211H34ZM42 212V213H43ZM50 212V211H48ZM71 212V211H70ZM69 212V213H70ZM76 213V211H74ZM74 212L72 214H74ZM81 212V211H80ZM91 211H89V213L86 215L88 218H90V220H92V218L94 219V216L96 214L99 213L96 210H94L93 212H97L96 214H91ZM102 213L104 212V210L102 209L101 211ZM13 212H11L12 214ZM24 213V212H23ZM29 213V212H28ZM64 213V211H63ZM68 213V212H67ZM68 213V214H69ZM18 214V213H17ZM21 214V213H19ZM27 214V213H26ZM31 214V213H30ZM29 214V215H30ZM36 214V213H35ZM51 216L54 215L53 213H51ZM71 214V213H70ZM79 214V212H78ZM81 214V213H80ZM79 214V217L82 215ZM100 214V213H99ZM13 216H15V214H12ZM24 214H22L23 216ZM34 215V214H33ZM47 215V213H46ZM44 214V216H46ZM64 215V214H62ZM67 215V214H66ZM77 215V214H76ZM75 215V216H76ZM101 215H96L98 217H100ZM2 216V213L0 215V218ZM8 216V215H7ZM17 216V215H16ZM43 216V215H42ZM49 216V213H48ZM59 216V217H60ZM68 216V215H67ZM71 216V215H70ZM83 216V215H82ZM6 217V216H5ZM26 215H24L23 218H25ZM29 217V216H28ZM31 217V216H30ZM29 217V218H30ZM35 217V216H34ZM65 217V215H64ZM63 217V218H64ZM69 217V216H68ZM87 217H85L86 221H89V219L87 220ZM92 217V218H91ZM9 217H6V219H8ZM21 218V217H20ZM22 218V219H23ZM40 217H37V219ZM43 218V217H41ZM46 218V217H45ZM55 218V217H53ZM72 218V217H71ZM75 218V217H74ZM77 218V217H76ZM75 218V219H76ZM84 218V217H83ZM97 218V217H96ZM95 218V219H96ZM2 219V218H1ZM6 219H3V221H5ZM27 219V218H26ZM25 219V220H26ZM48 219H50L48 217ZM57 219H58V215H57ZM68 219V218H67ZM66 219V221H67ZM70 219V218H69ZM102 219V218H101ZM19 220V219H18ZM34 220V219H32ZM32 220L30 219L29 221L32 222ZM52 222L53 219H51ZM56 220V219H55ZM62 220V217H61ZM60 220V221H61ZM72 220V219H70ZM1 221V220H0ZM17 221V220H15ZM36 221V220H35ZM43 221V220H42ZM58 221V220H57ZM59 221V223H60ZM69 221V220H68ZM97 221V220H96ZM7 222V221H6ZM12 222V221H10ZM9 222V224H10ZM18 222V221H17ZM28 223V224H31ZM47 221H45L44 223H46ZM49 222V221H48ZM78 221H75V223ZM80 222V221H79ZM84 222V220L82 221ZM91 222V221H90ZM88 222V223H90ZM98 222V221H97ZM2 223V222H0ZM14 225L15 222L13 220ZM33 223V222H32ZM37 223H39V221H37ZM43 223V222H42ZM43 223V224H44ZM58 223V224H59ZM63 223V222H62ZM60 225H63V224ZM73 223V224H75ZM81 223V222H80ZM85 223V222H84ZM87 223V224H88ZM93 223V221H92ZM92 223L91 226L93 225ZM95 223V222H94ZM20 224H23L22 220L20 221ZM27 224V221L25 222V225ZM27 224V225H28ZM34 224V223H33ZM31 224V227L32 225ZM41 224V223H39ZM50 224V223H49ZM65 224V223H64ZM72 224V223H71ZM79 224V223H78ZM90 224L87 226L89 227ZM8 225V224H6ZM5 225V226H6ZM11 226L13 225L12 223L10 224ZM37 225V224H36ZM45 225V224H44ZM56 225V226H55ZM54 227L57 228V224L55 223ZM58 225V226H60ZM67 225V224H66ZM86 225V223H85ZM3 226V224H2ZM1 226V227H2ZM4 226V227H5ZM9 226L11 229L14 228V226ZM18 226V225H17ZM16 226V229H17ZM21 226V225H20ZM38 226V225H37ZM41 226V225H40ZM39 226V227H40ZM73 226V225H72ZM79 226H84V225H79ZM27 228V226H25ZM30 227V230L33 228ZM36 227V226H35ZM34 227V228H35ZM38 227V228H39ZM43 227V226H41ZM45 227V226H44ZM66 227H71V226H66ZM78 228V226H76ZM85 227V228H87ZM94 227V226H92ZM8 226L5 228L7 229ZM22 228L23 225H22ZM24 228V229H26ZM50 228V225H49ZM53 228V226H52ZM60 228V227H59ZM62 228V227H61ZM63 228L65 230V226L63 225ZM74 228V227H73ZM4 230V232H2V234L0 233L1 237H0V260L1 257L3 256V258L6 257V260H2L0 261V263L3 261L5 263H1V264H13L14 262V257L13 260L11 262L10 259H12L11 256H15V260H18L22 258V253L25 251L27 252L29 248H26L27 250H25L24 246L28 247V244L30 243V241H28V239L24 240L23 243L18 244L20 245L19 247L22 248L21 246H23V249H16L19 247H15L14 245L17 246V242L20 243L24 238L22 239V237L26 234V232H24L23 230L17 231L15 232L16 229L12 230ZM20 229V228H19ZM37 229V228H35ZM43 229V228H41ZM45 229V228H44ZM72 229V228H71ZM80 229V227H79ZM79 229L76 231L78 233ZM1 230V229H0ZM48 230V229H47ZM60 230V229H59ZM62 230V229H61ZM60 230V231H61ZM75 230V229H74ZM81 230V229H80ZM88 230V229H87ZM86 230V233H87ZM90 230L92 231V229L90 228ZM94 230V229H93ZM12 231V232H11ZM27 231V230H25ZM36 231V230H34ZM33 231V232H34ZM40 231V230H39ZM46 231V230H45ZM50 231V230H49ZM60 231H56L57 234L59 235ZM90 231V232H91ZM7 234H6V233ZM31 232V231H29ZM38 232V230H37ZM36 232V233H37ZM54 232V229H53ZM63 232V231H61ZM65 233H67L66 231H64ZM63 232V234H64ZM74 232V233H76ZM12 233H17V235L20 237L19 239L16 237V235L10 236L11 239L9 243L8 241V246L7 244L4 242L5 240H7V238L9 237ZM41 233V232H40ZM40 233L38 234L39 238ZM42 233L43 230H42ZM76 233V234H77ZM6 234V235H5ZM31 234V233H29ZM52 234V233H51ZM62 234V233H61ZM60 234V235H61ZM73 234V233H72ZM75 234V235H76ZM79 234V233H78ZM89 234L87 236H89ZM23 235V236H21ZM28 235V234H27ZM32 235V234H31ZM34 235V234H33ZM36 235V234H35ZM34 235V236H35ZM42 235V234H41ZM46 235V233L44 234ZM42 235V236H44ZM53 235V238L51 237ZM47 235V237L49 236V238H46V241L50 240L54 243V238L56 237L54 234ZM66 235V234H65ZM66 235V236H68ZM74 235V236H75ZM6 236V237H5ZM8 236V237H7ZM15 236V238H14ZM62 236V235H61ZM64 236V235H63ZM65 236V237H66ZM86 236V237H87ZM59 237V236H58ZM64 237L65 240H67ZM77 236L73 237L76 238ZM5 240H4V239ZM14 239V240H12ZM18 239V240H17ZM32 239V238H31ZM36 239V237H35ZM57 239V238H56ZM59 239H63V238H59ZM55 240V242H57V249L56 251L59 249V241H61V247L64 246H68L70 244L67 245L66 242L69 243V241L67 240L66 242L62 243V240ZM69 239V237H68ZM4 240V241H3ZM34 240V239H33ZM31 240V244H32V248L33 244ZM39 239H37L36 241L38 242V246H40V250H45V251H49L50 250V246L49 249H45V244L44 248H43V244L41 241L45 242V239L41 238L40 241H38ZM59 240V241H58ZM74 241L77 239H73ZM13 241H17L16 243ZM26 241V242H25ZM36 241L35 244L37 243ZM3 242V243H2ZM7 242V241H6ZM27 242H29L28 244H26ZM40 242V243H39ZM49 242V241H48ZM52 242L50 244H52ZM76 242V241H75ZM74 243V245H77L78 243ZM5 243V245H3ZM47 243V242H46ZM11 244V245H10ZM34 244V245H35ZM40 244V245H39ZM55 244V243H54ZM66 244V245H65ZM84 244V246H83ZM30 245V244H29ZM37 245H35V249L32 250L34 252H36L37 250ZM42 245V248H41ZM48 245V244H47ZM46 245V248L48 247ZM64 245V246H63ZM4 246H7V248L5 247V250L3 249ZM12 246V247H11ZM53 246V245H51ZM69 246V247H71ZM65 247V248H66ZM83 247V248H82ZM2 248V249H1ZM7 249V250H6ZM13 249V250H12ZM39 249V247H38ZM54 249V247H53ZM68 249V247H67ZM66 249V250H67ZM12 250V251H11ZM15 250L16 252L20 251L19 254L15 255ZM24 250V251H23ZM36 250V251H35ZM43 250V251H44ZM65 249H62V251ZM69 250V249H68ZM30 251V250H29ZM42 251V252H43ZM47 251V252H48ZM51 251V250H50ZM49 251V253H47V255L51 254V252ZM54 251V250H53ZM52 251V253L54 254V252ZM3 254H2V253ZM6 252V255H5ZM11 252V253H9ZM14 252V253H13ZM31 252V251H30ZM30 252H27L28 254H30ZM33 252V253H34ZM41 252V251H40ZM40 253L39 251L37 253H35L36 259L41 258V260L39 261V263H42V257H44V262L46 256V252L45 253ZM65 252V253H64ZM67 251H63L64 254H69ZM13 253V255H12ZM32 253V252H31ZM58 254V252H56ZM2 254V255H1ZM25 254V253H24ZM23 254V255H24ZM24 255L23 258L26 256L28 257V260L30 258H34V254L32 255ZM62 254V252H61ZM60 255H56V256H61ZM62 254V256L64 255ZM19 255V256H18ZM40 255V256H39ZM52 255V254H51ZM21 256V258H20ZM31 256V257H29ZM46 256V257H45ZM10 257V258H8ZM25 257L24 262H26L25 260H27V258ZM54 257V256H53ZM32 258V259H33ZM61 258V257H60ZM9 259V260H8ZM47 259V258H46ZM54 259V258H53ZM68 259V260H69ZM21 260V264H26L23 263V261ZM27 260V261H28ZM66 262H64V261ZM38 261V260H37ZM42 261V262H41ZM56 261H54V264H57ZM74 261V262H73ZM17 262V263H16ZM18 261H15V264H19ZM59 262V264H61ZM64 262V263H63ZM69 262V261H68ZM70 262L68 264H70ZM28 263V262H27ZM30 263V262H29ZM28 263V264H29ZM33 263V261H31V264ZM36 264H38V262H35ZM52 264V261L49 262V264ZM46 264V263H45Z\"/></svg>","mask_w":264,"mask_h":264},{"label":"rangeland","instance_id":"374dc122","mask_svg":"<svg viewBox=\"0 0 264 264\" xmlns=\"http://www.w3.org/2000/svg\"><path fill=\"white\" fill-rule=\"evenodd\" d=\"M25 0H20V1H18V0H0V23H1V25H0V45H2V48L0 47V61H1V63L3 64L4 63V65H5V63H7L6 64V66L4 67V68H6V69H2L3 68V65H1V63H0V71H2V73L0 74V80H3V81H0V85H1V87H0V93L3 95V94H5V95H3L4 96V98H3V96L2 97H0V101L2 102V101H4V105H3V103H2V105H1V102H0V120H1V122H0V166L1 167H6V166H2L1 165V162L3 163V161H4V163H6L5 161H8V163H10V161H12L11 159H13V162H14V164H13V166L11 165V164H8L9 165V167L8 168H10V165L12 166V167H14L13 169H8V168H6L7 170H10L11 172H9V173H12L13 172V177L11 176V174H9L8 172L6 173V170H4L3 168V170L5 171V172H1L0 173V175L2 176V179H4L5 177H6V175H9V176H7V178H5V179H9L8 181L7 180H5L6 181V184H5V182L4 181H1V178H0V181L1 182H3V183H1L0 184V187H2V191H0V208L3 206L4 207V205L5 204H8V206L5 208L4 207V209L3 208H1L3 211H1V209H0V215H1V213H2V216H1V218H0V222H2V223H0V233L2 234V232H4V230L6 231L7 229L8 230H10L11 228L9 227V226H11L10 224L12 223L13 225L12 226H14V228H12L13 229V231H14V229H16V226H17V229L15 230V232L17 231H21V230H23L24 232H26V234L23 236V235H21V236H23L22 237V239L24 238V237H26L27 236V238H24L23 240H20V241H22V242H20V243H18L17 241V246H15V244H13L14 245V248L15 247H19L20 245H18V244H21V243H23V241L24 240H26V239H28V241H30V243L29 242H27L26 244H28V247H27V245H26V247L24 246L25 245V243H24V248H25V250H27L26 248H29L30 247V249H28L27 250V252H30V254H28L27 252H25L24 250V252L22 253V258H21V256H20V258L21 259H19V257H18V260H15L16 258H15V256H11L12 257V259H10L11 260V262H12V260H13V257H14V263L13 264H15V261H20L21 262V260L22 259H25V257L23 258V256L24 255H32V254H34V258L32 259V258H30L29 260H28V257H26L27 258V260H25L26 262H24V260H22L23 261V263H26V264H28L29 262V264H31V261H33V263L32 264H36L35 262H38V264H41V263H39V261L41 260V258H40V260L39 259H37V260H35L36 259V257H38V256H36L35 255V253H37L38 251H39V254L44 250H40V246H38L37 244H38V242L36 241L37 239H39L38 241H40L41 240V238H42V240H43V238L45 239V242L44 241H41L42 242V244L43 243H45L48 247L46 248V245L45 244H43V248H44V245H45V249L47 250V249H49V246H50V252H51V254L49 255H47V253H49V251L47 252V251H43L42 253H45L46 252V258H45V261L46 262H44V257H42V263H46V264H49V262H51L52 261V264H54L55 262L54 261H56L57 259L56 258H59V259H65V256L66 255H68V256H66V257H72V256H70V254L71 253H73V252H75L74 250L75 249H77L76 247L79 245V243L81 244V243H83L84 241H86L87 240V238L88 237H90L91 235L90 234H93L92 232H94L95 231V227L96 226H98V225H96L95 226V224H99L100 222L99 221H103V219H105L104 218V216H102L106 211H109L111 208H109V209H107L108 207H111V205H109V204H113V202H114V204L112 205V207L116 204L115 202L118 200H116V197L117 198H119V195L118 194H120V192H121V195H123V193H122V190L125 188L126 189V187L128 186V181H127V183H125V175L127 176L128 175V172H133V171H135V168L133 169V171H132V168L136 165V166H138V164H136L137 163V159H135V155L136 156H139L138 157V159L140 158V156H141V153L142 152H138L139 150H141V149H139V150H137L138 148H140V147H138V143L140 142V144H141V140H143V142H145L144 140L146 139L145 137H147L148 138V135L146 136L145 135V131L146 132H148L146 129H148V128H151L150 126H153V119H155L156 120V118H153V119H150V117L148 116V115H150V113L151 114H157V113H154V112H156V110L152 107L151 108V105L153 104V103H155L156 102V100H158V98H157V95H155L158 91V93H160L161 92V94H163V90H165L166 91V88H167V86L169 85L168 83H166L165 81H168V78H170V77H172V75L170 76V73H173V67L174 66H176L177 65V62H178V59H179V56L178 55H180V53H181V55H182V53H183V51H184V49H186V45L185 44H187V41L190 39L189 38V35L192 33V32H194L195 31V29L197 28V26H195V25H198L199 24V20L200 19H202V17H199V14L201 15V13H202V16H203V13H205V12H203V10L202 9H204V8H202V7H206V5H207V1L206 0H115L116 1V3H115V1L114 0H42V2H40L39 0H35V3H34V0H26V1H28L27 3H26V1L24 2ZM32 1V2H31ZM47 1V2H46ZM48 1L51 3L52 2V4H50V3H48ZM56 1V2H55ZM68 1H69V3H68ZM86 1V2H85ZM99 1V2H98ZM113 1H114V3H113ZM119 1V2H118ZM124 1V2H123ZM142 1V2H141ZM155 1V2H154ZM193 1H195V2H193ZM205 1H206V3H205ZM31 2V4H29ZM38 2H40L39 4H38ZM46 4H45V3ZM55 2V3H54ZM63 2V3H62ZM65 2V3H64ZM95 2V3H94ZM108 2V3H107ZM121 2H123V3H121ZM191 2V3H190ZM41 3H42V5H41ZM57 3H59V4H57ZM62 3V4H61ZM67 3V5H65ZM100 3V4H99ZM102 3V4H101ZM103 3H104V5H103ZM144 3V4H143ZM19 4V5H18ZM23 4V5H22ZM71 4V5H70ZM92 4H94L93 6H92ZM113 4H115L114 6H116V7H114L113 6ZM171 4V5H170ZM202 4H204V6L202 5ZM26 5V7H25V9H24V7L23 6H25ZM27 5H29V6H27ZM36 7H34V6ZM48 5H50V6H48ZM101 6V9H100V6ZM112 5V6H111ZM148 7H147V6ZM170 5V6H169ZM190 6V7H188V6ZM202 5V6H201ZM53 6V7H52ZM55 6H57L56 8H55ZM62 6V7H61ZM98 6V7H97ZM136 6V7H135ZM198 6V7H197ZM30 7L32 8V9H30ZM38 7V8H37ZM43 7V8H42ZM49 7H50V9H49ZM94 7V8H93ZM158 7V8H157ZM165 7V8H164ZM176 7V8H175ZM200 7H201V10H200ZM45 8H47L46 10H45ZM61 8V9H60ZM68 8V9H67ZM89 8V9H88ZM96 8L100 11V13H99V11L97 12V10H96ZM116 8V9H115ZM157 8V9H156ZM171 8V9H170ZM39 11H38V10ZM42 9V10H41ZM57 9H59V10H57ZM95 9V10H94ZM108 9V10H107ZM111 9V10H110ZM114 9V10H113ZM119 9V10H118ZM137 9V10H136ZM139 9V10H138ZM145 9V10H144ZM173 9V10H172ZM189 9V10H188ZM200 11H199V10ZM26 10L28 11L27 13H26ZM34 10H35V13H34ZM65 10H67V11H65ZM71 10V11H70ZM105 10V11H104ZM108 12H107V11ZM143 10H144V12H143ZM158 10V11H157ZM206 9H204V11H205ZM30 11H32V12H30ZM38 11V12H37ZM51 11V12H50ZM56 11H58V12H56ZM63 11V12H62ZM70 11V12H69ZM93 11V12H92ZM113 11H115V14L114 15H116V16H114V15H112L113 14ZM116 11H118V12H116ZM167 11H169V12H167ZM192 11V12H191ZM22 12V13H21ZM53 12H54V14H53ZM89 12H91V13H89ZM95 12V13H94ZM107 12V13H106ZM121 12V13H120ZM136 12H137V14H136ZM173 12V13H172ZM181 12V13H180ZM200 12V13H199ZM30 13H32V14H30ZM47 13V14H46ZM56 13V14H55ZM58 13V14H57ZM69 13V14H68ZM88 13V14H87ZM110 13H112L111 15H110ZM120 13V14H119ZM142 13V14H141ZM178 13V14H177ZM186 13V14H185ZM23 16V17H21V15ZM29 14V15H28ZM37 14V15H36ZM42 14H44L45 16H43ZM51 14V15H50ZM92 14H94L93 16H91ZM104 14L107 16H104ZM119 14V15H118ZM123 14V15H122ZM167 14V15H166ZM182 14V15H181ZM24 15H26L28 18H26ZM58 15V16H57ZM59 15H61V16H59ZM65 15V16H64ZM70 15V16H69ZM149 15V16H148ZM20 16V17H19ZM42 16V17H41ZM52 16V17H51ZM67 16V17H66ZM90 16V17H89ZM95 16H96V18H95ZM114 16V17H113ZM180 16V17H179ZM98 17V18H97ZM110 17H112V19H110ZM120 19H119V18ZM7 18V19H6ZM22 19L25 23H27L26 24V26H25V23L22 21V20H19V19ZM25 18H26V20H25ZM33 18H35V19H33ZM37 18V19H36ZM41 18V19H40ZM68 18V19H67ZM87 18H89V20L87 19ZM145 18V19H144ZM165 18V19H164ZM175 18H177V19H175ZM200 18V19H199ZM4 19V20H3ZM9 19V20H8ZM17 19V20H16ZM28 19V20H27ZM39 19H40V21H39ZM43 19H45V21L43 20ZM54 19V20H53ZM70 19V20H69ZM95 19V20H94ZM101 19V20H100ZM106 19V20H105ZM108 19V20H107ZM114 19V20H113ZM147 19V20H146ZM168 19V20H167ZM1 20L3 21V22H1ZM7 20H8V22H7ZM31 20V21H30ZM42 20H43V22H42ZM49 20L51 21V22H49ZM84 20V21H83ZM109 20L112 22V20L113 21H115V23L113 22V23H111V22H109ZM118 20V21H117ZM178 20V21H177ZM182 20V21H181ZM196 20H198L197 22H196ZM11 21V22H10ZM17 21H19V23L17 22ZM46 21H47V23H46ZM61 21V22H60ZM71 21H73V22H71ZM77 21H78V23H77ZM90 21H91V23H90ZM97 23H96V22ZM117 21V22H116ZM4 22H6V23H4ZM12 22H13V25H11L12 24ZM14 22H15V24H14ZM21 22V23H20ZM22 22H23V24H24V26H23V24H22ZM30 22V23H29ZM79 22H80V24H79ZM101 22V23H100ZM118 22H120L121 23V25L118 23ZM130 22V23H129ZM8 23V24H7ZM43 23H45V24H43ZM57 23H59V24H57ZM61 23V24H60ZM86 23V24H85ZM117 23V24H116ZM196 23V24H195ZM37 24V25H36ZM40 24V25H39ZM50 24V25H49ZM54 24V25H53ZM92 24V25H91ZM98 24H100V25H98ZM108 24H110V25H108ZM129 24V25H128ZM5 25V26H4ZM8 25V26H7ZM53 25V26H52ZM60 25H62L61 27H60ZM84 25H87V26H84ZM91 25V26H90ZM105 25V26H104ZM123 25V26H122ZM162 25V26H161ZM11 26V27H10ZM13 26H17L16 28H17V30L16 29H14V27ZM33 26V28L31 29V27ZM36 26V27H35ZM77 26H78V28H77ZM89 26V27H88ZM169 26V27H168ZM5 27V28H4ZM7 27H9L8 29H7ZM13 27V28H12ZM23 27V28H22ZM26 27V28H25ZM47 27V28H46ZM48 27H50V28H52L53 30H50V28L48 29ZM100 27V28H99ZM107 27V29L108 30H105V28ZM157 27V28H156ZM164 27H166V28H164ZM192 27H194V28H192ZM3 28V29H2ZM20 30H19V29ZM44 28V29H43ZM60 30H59V29ZM63 28V29H62ZM67 28V29H66ZM70 28H71V30H70ZM180 28V29H179ZM14 29V30H13ZM24 29H25V31L26 32H29V34L28 33H26V32H24ZM27 29V30H26ZM37 29V30H36ZM58 29V30H57ZM84 29H86L85 31H84ZM91 29V31H89ZM98 29V30H97ZM111 29V30H110ZM163 29V30H162ZM167 29V30H166ZM172 29V30H171ZM190 29H191V31H190ZM193 29H194V31H193ZM5 31V33H4V31ZM8 30V31H7ZM11 30H13L12 32H11ZM16 30V31H15ZM29 30V31H28ZM35 30V31H34ZM39 30V31H38ZM47 30V31H46ZM66 30V31H65ZM97 30V31H96ZM103 30H104V32H103ZM120 30V31H119ZM136 30V31H135ZM165 30V31H164ZM19 31V32H18ZM32 31V33L30 34V32ZM41 31V33H39ZM44 31H46V32H44ZM64 31V32H63ZM101 31V32H100ZM119 31V32H118ZM138 31V32H137ZM153 31V32H152ZM161 31V32H160ZM8 32V33H7ZM10 32V33H9ZM15 32V33H14ZM17 32V33H16ZM21 32V33H20ZM25 33V36H24V33ZM54 32H56V33H54ZM70 32V33H69ZM88 32H90V33H88ZM95 32H97L99 35H97V33H95ZM159 32V33H158ZM191 32V33H190ZM2 33V34H1ZM20 33V34H19ZM43 33V34H42ZM53 33H54V35H53ZM79 33V34H78ZM84 33H85V35H84ZM100 33L102 34V36L100 35ZM108 33V34H107ZM113 33V34H112ZM131 33V34H130ZM169 33V34H168ZM6 34V35H5ZM42 34V35H41ZM50 34H51V36H53V37H51L50 36ZM78 35L77 37H76V35ZM103 34H106V36H104ZM109 34H110V36H109ZM193 34V33H192ZM191 34V35H192ZM5 35V36H4ZM14 35V36H13ZM18 35L20 36V37H18ZM31 35H34V36H31ZM37 35V37L36 38H34L35 36ZM44 35V36H43ZM56 35H58V36H56ZM81 35V36H80ZM82 35H83V37H82ZM90 35V36H89ZM97 35V36H96ZM160 35V36H159ZM183 35V36H182ZM6 36H8V37H13V38H15V39H11L10 40V38L8 39ZM21 36H23V37H25L24 39H22L23 37H21ZM28 36V37H27ZM41 36H43V37H41ZM63 36V37H62ZM65 36H67L68 38H65ZM87 36H89V39H88V37ZM95 36L97 37V38H95ZM146 36V37H145ZM176 36V37H175ZM47 37H51V38H47ZM76 37V38H75ZM100 37V38H99ZM104 37H106V38H104ZM159 37V38H158ZM8 39V42H7V39ZM27 38H28V40H27ZM53 38V39H52ZM61 38H63V39H61ZM65 38V39H64ZM79 38H81V42H80V40H78ZM85 38H87V39H85ZM103 38V39H102ZM115 38V39H114ZM157 38V39H156ZM181 38V39H180ZM188 38V39H187ZM39 39V40H38ZM46 39H47V41H46ZM95 39L98 41V43H97V41H95ZM145 39V40H144ZM6 40V41H5ZM63 40V41H62ZM86 40V41H85ZM102 40H103V42H102ZM106 40V41H105ZM186 40V41H185ZM4 41V42H3ZM19 42V41H21L24 45H22L21 43L19 44V43H16L15 44V42ZM25 41V42H24ZM31 41H33V42H31ZM71 41V42H70ZM73 41V42H72ZM89 41H91V43L89 42ZM108 41V42H107ZM10 42H12V43H10ZM27 42V43H26ZM29 42V43H28ZM57 42V43H56ZM63 42V43H62ZM83 42V43H82ZM100 42V43H99ZM105 42V43H104ZM109 42H111V43H109ZM156 42V43H155ZM186 42V43H185ZM2 43V44H1ZM3 43H5V44H3ZM31 43V44H30ZM44 43V44H43ZM49 43V44H48ZM51 43H52V45H51ZM66 43V44H65ZM69 43H70V45H69ZM74 43V44H73ZM80 43V45H78ZM90 43V44H89ZM103 43H104V45H103ZM161 43V44H160ZM8 44L10 45L9 46V48H8ZM29 45V47L27 46V45ZM39 44V45H38ZM40 44H41V46H40ZM45 44L48 46V49H47V46H45ZM57 46H56V45ZM89 44V45H88ZM98 45V47H97V45ZM106 44V45H105ZM124 44H125V46H124ZM128 44V45H127ZM167 44V45H166ZM3 45H7V47L6 48H8V49H6ZM19 45V46H18ZM21 45V46H20ZM55 45V46H54ZM62 45V46H61ZM66 45L68 46L67 48H66ZM100 45H103V46H100ZM110 45V46H109ZM139 45V46H138ZM159 45V46H158ZM165 45V46H164ZM182 45H184V46H182ZM11 46L13 47V48H11ZM26 46V47H25ZM36 48H35V47ZM40 46V47H39ZM76 47V48H74V47ZM87 46V47H86ZM106 46H109V47H106ZM155 46V47H154ZM175 46V47H174ZM39 47V48H38ZM42 47V48H41ZM52 47H54V48H52ZM59 47H61L60 49H59ZM72 47H73V49H72ZM80 47V48H79ZM100 47H105V48H103L104 49V51H102L103 49L102 48H100ZM182 47V48H181ZM184 47V48H183ZM3 48H5L4 50H2ZM33 49V50H31V49ZM37 49L36 50V53H35V49ZM49 48L51 49V50H49ZM55 48H57V49H55ZM63 48H64V50H63ZM78 48H79V50H78ZM148 48H149V50H148ZM153 48H155L154 50H153ZM18 49V50H17ZM28 49V50H27ZM41 50V52L43 53V55L41 54V52H40V50ZM45 49H47V51L45 50ZM81 49V50H80ZM6 50V51H5ZM49 50V51H48ZM69 50H70V52H69ZM72 50V51H71ZM144 50V51H143ZM148 50V51H147ZM163 50V51H162ZM6 52V54H5V52ZM9 51H10V54L9 55H7L8 53H9ZM12 51H14V52H12ZM21 51V52H20ZM30 51V52H29ZM32 51V52H31ZM55 53H54V52ZM76 51V52H75ZM77 51H80V52H77ZM99 51V52H98ZM128 51H129V54H128ZM137 51V52H136ZM167 51V52H166ZM2 52H4L3 54H2ZM34 52V53H33ZM44 52H45V54H44ZM51 52H53V53H51ZM69 52V53H68ZM72 52V53H71ZM75 52V53H74ZM96 52H98L99 53V55H97L98 53H96ZM122 52V53H121ZM149 52V53H148ZM12 53V54H11ZM33 53V54H32ZM63 55H61V54ZM66 53V54H65ZM94 53V54H93ZM113 53V54H112ZM138 53V54H137ZM5 54V55H4ZM17 54H20L19 56L17 55ZM29 54V55H28ZM51 54V55H50ZM56 56H55V55ZM58 54V55H57ZM70 56V58H69V56ZM88 54V55H87ZM95 54H96V56H95ZM102 54V55H101ZM121 54V55H120ZM3 55V56H2ZM11 55V56H10ZM12 55L14 56V55H16V56H14V57H12ZM49 55V56H48ZM79 55V56H78ZM94 55V56H93ZM131 55V56H130ZM145 55V56H144ZM148 55V56H147ZM156 55V56H155ZM165 55V56H164ZM167 55H169V56H167ZM180 55V56H181ZM5 56H8L7 58H5ZM24 56V57H23ZM27 56V57H26ZM40 56L42 57V58H40ZM48 56V57H47ZM54 56H55V58H54ZM85 56V57H84ZM133 56V57H132ZM171 56V57H170ZM3 57L5 58V59H3ZM11 57V58H10ZM21 57V58H20ZM33 57V58H32ZM39 59H38V58ZM43 57H44V60L45 61H43ZM48 59H46V58ZM51 57V58H50ZM63 57V58H62ZM74 57H76V58H74ZM90 57V58H89ZM114 57V58H113ZM162 57V58H161ZM176 57H178V59L176 58ZM3 59V62H2V59ZM12 58H14V59H12ZM19 58V59H18ZM23 58V59H22ZM29 58H31V59H29ZM61 58V59H60ZM104 58V59H103ZM120 58V59H119ZM153 58H155V59H153ZM10 59V60H9ZM26 59H27V61H26ZM33 59H35V60H33ZM49 59H50V61H49ZM52 59V60H51ZM54 59V60H53ZM62 59H63V61H62ZM66 59H69V60H66ZM129 59H131V61L129 60ZM142 59V60H141ZM148 59V60H147ZM152 59V60H151ZM15 60V61H14ZM18 60V61H17ZM20 60H21V62H20ZM29 60H32V63L34 64V63H36V64H38V62H39V65L37 66V69L35 70L34 68H35V66H36V64H32L31 63V61H29ZM56 60V61H55ZM87 60V61H86ZM93 62H92V61ZM96 60V61H95ZM168 60V61H167ZM175 60H177V62H175ZM4 61H7V62H4ZM26 63H25V62ZM51 61H53V62H51ZM58 61V62H57ZM74 61V62H73ZM82 61V62H81ZM104 61V62H103ZM124 61H125V63H124ZM128 61V62H127ZM10 62V63H9ZM13 62H15L14 63V66H12V68L10 69V65L7 67V65L8 64H13ZM42 62H43V64L44 65H41L42 64ZM51 62V63H50ZM57 62V63H56ZM86 64H85V63ZM95 62V63H94ZM119 62V63H118ZM122 62V63H121ZM152 62V63H151ZM16 63L17 64H19V65H17L16 66ZM21 63V64H20ZM29 65H28V64ZM45 63H47V64H45ZM53 63V64H52ZM107 63V64H106ZM126 63H127V65H126ZM11 64V65H12ZM33 65L32 67H31V65ZM49 64V65H48ZM51 64H52V67H51ZM85 64V65H84ZM101 64V65H100ZM142 64V65H141ZM159 64V65H158ZM176 64V65H175ZM41 65V66H40ZM48 65V66H47ZM62 67H61V66ZM76 65V66H75ZM83 65H84V67H83ZM120 65V66H119ZM124 65H125V67H124ZM134 65H136V66H134ZM140 65V66H139ZM146 65V66H145ZM1 66H2V68H1ZM20 66H22V67H20ZM27 66V67H26ZM47 68H46V67ZM58 66H60V67H58ZM117 68H116V67ZM129 66L131 67L130 68V70H128L129 69ZM132 66H134V68L132 67ZM142 66V67H141ZM162 66V67H161ZM13 67H15V69L13 68ZM25 67V68H24ZM30 67V68H29ZM38 67H40V68H42L41 70H39L40 68H38ZM65 67V68H64ZM86 67V68H85ZM89 67H91V68H89ZM115 67V68H114ZM124 67V68H123ZM136 67V68H135ZM149 67V68H148ZM9 68V69H8ZM18 69V74L19 75H16L17 74V69ZM24 68V69H23ZM26 68H27V70H29V71H24V70H26ZM32 68V69H31ZM48 68H49V71H47L48 70ZM54 68V69H53ZM57 70H56V69ZM63 68H64V70H63ZM93 68V69H92ZM128 68V69H127ZM145 68V69H144ZM170 68H172V69H170ZM8 69V70H7ZM14 69V70H13ZM19 69L23 72V73H25V74H22V72H20L19 71ZM31 69V70H30ZM45 69V70H44ZM47 69V70H46ZM53 69V71H51ZM72 69V71L70 72V70ZM123 69V70H122ZM127 69V70H126ZM143 69V70H142ZM10 70V72L9 73H7L8 71ZM12 70V71H11ZM37 70L38 71H43V75H41V74H38V72H37ZM54 70L57 72H54ZM87 70V71H86ZM92 70V71H91ZM112 70V71H111ZM135 70H137V71H135ZM172 70V71H171ZM16 73H15V72ZM36 71V72H35ZM50 72V73H45L44 74V72ZM68 71V72H67ZM78 73H77V72ZM100 71V72H99ZM115 71V72H114ZM123 71V72H122ZM166 71L167 72H169V71H171V72H169V73H166ZM5 72V73H4ZM20 72V73H19ZM82 72V73H81ZM88 72V73H87ZM146 72V73H145ZM147 72H149V73H147ZM155 72V73H154ZM165 72V73H164ZM11 73V74H10ZM34 73V74H33ZM39 73H42V72H39ZM64 75H63V74ZM67 73V74H66ZM93 73V74H92ZM99 73V74H98ZM129 73V74H128ZM133 73V74H132ZM143 73V74H142ZM22 74V75H21ZM35 75V76H33V75ZM50 75V76H46V75ZM52 74V75H51ZM72 74V75H71ZM87 74V75H86ZM111 74V75H110ZM136 74V75H135ZM154 74H156L155 76H154ZM161 74H162V77H161ZM164 74V75H163ZM168 75L167 77L165 76V75ZM1 75H3V76H1ZM4 75H6V76H4ZM7 75H8V77H9V75H10V77L12 78V80L13 81H16V82H14V85H13V82H12V80H11V78H8L7 77ZM16 75V76H15ZM41 75V76H40ZM56 75V76H55ZM63 75V76H62ZM82 75V76H81ZM130 75V76H129ZM13 76V77H12ZM18 76V77H17ZM22 76V77H21ZM29 76V77H28ZM32 76L34 77V78H32ZM89 76V77H88ZM110 76V77H109ZM131 76H132V78H131ZM143 76V77H142ZM157 76V77H156ZM3 77V78H2ZM23 77H25V78H29L28 79V81L27 82H25V81H23ZM39 77H40V79H39ZM48 77H50V79L48 78ZM58 77L59 78H61V80L60 79H58ZM65 77H66V80H65ZM69 77V78H68ZM77 77H79V78H77ZM95 77V78H94ZM113 77V78H112ZM135 77V78H134ZM166 77V79L164 80V78ZM175 77V76H174ZM16 78V79H15ZM19 78V79H18ZM24 78V79H25ZM32 78V79H31ZM44 78V79H43ZM46 78V79H45ZM55 78L56 79H58V80H56L55 81ZM77 78V79H76ZM129 78V79H128ZM5 79V80H4ZM22 81H21V80ZM41 79H42V83H41ZM49 79V80H48ZM147 79H149V80H147ZM7 80V81H6ZM19 80V81H18ZM26 80V79H25ZM34 82H33V81ZM37 80V81H36ZM48 80V81H47ZM69 80V81H68ZM73 80H75V81H73ZM83 80V81H82ZM125 80V81H124ZM128 80V81H127ZM137 80H139V81H137ZM142 80V81H141ZM160 80V81H159ZM170 80V79H169ZM11 81V82H10ZM30 81V83H28ZM47 81V82H46ZM54 81V82H53ZM58 81V82H57ZM121 81V82H120ZM155 81V82H154ZM163 82V83H160V82ZM5 82H9L10 84L8 85V83H5ZM20 82H24V84H23V86H22V83H20ZM38 82V83H37ZM74 82V83H73ZM141 82V83H140ZM157 82V83H156ZM2 83V84H1ZM5 83V84H4ZM12 83V84H11ZM19 83V84H18ZM41 83V84H40ZM49 83V84H48ZM88 83V84H87ZM93 83V84H92ZM136 84V86L137 87H135V84ZM21 84V85H20ZM26 84H29V85H26ZM30 84H32V85H30ZM37 86H39V87H37L36 88V85ZM48 84V85H47ZM96 84V85H95ZM113 84V85H112ZM124 84V85H123ZM138 84V85H137ZM148 84V85H147ZM156 84H157V86H156ZM159 84H161V85H159ZM11 85L12 86H15V87H12V88H9V86L11 87ZM25 85L27 86L26 88H25ZM43 85H45V87L43 86ZM80 85V86H79ZM83 85H85L84 87H83ZM123 85V86H122ZM155 85V86H154ZM33 86H34V88H33ZM41 86V87H40ZM53 86V87H52ZM73 86H75V87H73ZM120 86V87H119ZM130 86V87H129ZM133 86V87H132ZM152 86H154L155 87V89H153L152 88ZM159 86V87H158ZM55 87V88H54ZM76 87H77V89H78V87L80 88V90H76ZM96 87V88H95ZM117 87V88H116ZM156 87H157V89H158V91H157V89H156ZM164 89H163V88ZM28 88V89H27ZM40 88L42 89L41 91H40ZM46 89V92H48V93H46L45 92V89ZM64 88V89H63ZM70 88V89H69ZM86 88H88V89H86ZM135 89V91H134V89ZM140 89V91H139V89ZM146 88H147V90H146ZM162 88V89H161ZM1 89H3V90H5V92L4 91H2ZM16 89V90H15ZM19 89V90H18ZM31 91H30V90ZM34 89H37V91L39 92H37V91H35ZM53 89V90H52ZM55 89H57V91L55 90ZM73 89V91H71ZM74 89L76 90L75 92H76V94H71V92H73L74 93ZM96 89V90H95ZM138 89V90H137ZM160 89H161V91H160ZM9 92V94L7 93L6 94V92L7 91ZM21 90V91H20ZM62 90V91H61ZM17 91L19 92V93H17ZM44 91V92H43ZM68 91V92H67ZM71 91V92H70ZM84 91V92H83ZM133 91V92H132ZM155 92V94H154V92ZM157 91V92H156ZM12 92V93H11ZM22 92H23V94H22ZM30 92H31V94H30ZM36 92V93H35ZM82 92V93H81ZM129 92V93H128ZM136 92H139V94L138 93H136ZM142 92V93H141ZM150 92V93H149ZM26 93V94H25ZM28 93V94H27ZM41 93V94H40ZM43 93V94H42ZM54 93H55V95H54ZM88 93V94H87ZM146 93V94H145ZM14 94V95H13ZM18 95V96H16V95ZM38 94H40L42 97H39L38 96ZM45 94V95H44ZM58 94V95H57ZM61 94V95H60ZM65 94V95H64ZM73 95V96H71V95ZM84 94V95H83ZM91 94V95H90ZM140 94H141V96H140ZM20 95H22V96H20ZM31 95H32V97H31ZM75 95H77V96H75ZM85 95H87V96H85ZM131 95V96H130ZM138 95V96H137ZM12 96V97H11ZM35 96H37V98H34ZM47 96V97H46ZM55 96V97H54ZM60 96V97H59ZM163 96V95H162ZM20 97H22L21 99H19ZM24 97H26L25 99L26 100H24ZM32 99H31V98ZM49 97H51V98H49ZM70 97H71V99H70ZM79 97V98H78ZM84 97V98H83ZM127 97H128V99H127ZM134 97H136V98H134ZM148 97H150V98H148ZM158 97H161V95L160 96H158ZM165 97V96H164ZM163 97V98H164ZM9 98V99H8ZM28 98H30L29 100H31V101H28ZM82 98H83V100H85V101H82ZM93 98V99H92ZM98 98V99H97ZM104 98V99H103ZM106 98V99H105ZM112 98V99H111ZM124 98V99H123ZM2 99H4V100H2ZM15 99H17V100H15ZM40 99V100H39ZM44 99V100H43ZM59 99V100H58ZM92 99V100H91ZM132 99V100H131ZM138 99V100H137ZM161 99V98H160ZM160 99L158 100V101H160ZM18 100H21L20 101V103H19V101ZM38 100V101H37ZM76 100V101H75ZM80 100V101H79ZM125 100H126V102H125ZM7 101V102H6ZM26 101H28V103L26 102ZM40 101V102H39ZM41 101H42V104H41ZM74 101V102H73ZM82 101V102H81ZM111 101V102H110ZM122 101H124V103L122 102ZM131 102V104H130V102ZM156 102V103H158L157 105H158V107L160 106V104L162 103V101H161V103L159 104V102ZM6 102V103H5ZM29 102H32V103H29ZM47 102V103H46ZM54 102V103H53ZM88 102V103H87ZM102 102V103H101ZM128 102V105H126L128 108H126V106H125V103H127ZM136 102V103H135ZM137 102L139 103V104H137ZM150 102V103H149ZM151 102H153V103H151ZM38 103V104H37ZM44 103V104H43ZM58 103H60V105L58 104ZM79 103V104H78ZM81 103H82V105H81ZM100 103V104H99ZM106 103V104H105ZM113 103V104H112ZM123 104V106L125 107H123L122 106V104ZM7 104H9L8 106H7ZM19 104V106H17ZM23 104V105H22ZM35 104V105H34ZM36 104H37V106H36ZM112 104V105H111ZM119 104V105H118ZM134 104H136V105H134ZM144 104V105H143ZM16 105V106H15ZM32 105H34V106H32ZM41 105H42V107H41ZM46 105V106H45ZM48 105H52V108H51V106H48ZM66 105V106H65ZM79 105V106H78ZM145 105H147V106H149V107H147V106H145ZM155 105V104H154ZM14 106V107H13ZM30 106V107H29ZM65 106V107H64ZM90 106V107H89ZM96 106V107H95ZM120 106V107H119ZM136 108H138V110L141 108L142 110H140V112H138V111H136L137 109H135V107ZM10 107V108H9ZM11 107H13V108H11ZM32 107H33V109H32ZM93 107H94V109H93ZM106 107V108H105ZM130 107V108H129ZM157 106H155V108H156ZM15 108V109H14ZM25 108H27L26 110H28V111H33V112H29V113H27V111H25ZM40 108V109H39ZM45 108V109H44ZM57 108H58V110H57ZM60 108H62V109H60ZM116 108V109H115ZM134 108V109H133ZM150 108V109H149ZM16 109H18V112H17V110ZM30 109V110H29ZM37 109H38V111H37ZM49 109V110H48ZM92 109V110H91ZM132 109V110H131ZM147 109V110H146ZM151 109H154L155 111L153 112V110H151ZM157 109V108H156ZM15 110V111H14ZM25 111V112H21V111ZM40 110V111H39ZM46 110V111H45ZM52 112H51V111ZM56 112H55V111ZM60 110L61 111H63V114H65L64 115V117H63V114H62V118L60 117V115H59V117H57L58 116V112L59 113H62V112H60ZM82 110V111H81ZM136 111V113H139L138 114V117H136L137 116V114L134 112V111ZM12 111L14 112V114H16V115H14L13 113H12ZM49 111L51 112V114L54 116H51V114L49 113ZM80 111V112H79ZM94 111V112H93ZM131 111V112H130ZM159 111V110H158ZM20 112L22 113V114H20ZM82 112V113H81ZM134 112V113H133ZM24 113V114H23ZM34 113H35V115H34ZM45 113V114H44ZM57 113V114H56ZM85 113V114H84ZM92 113V114H91ZM144 113H145V115H144ZM26 114V115H25ZM28 114H31L30 115V117H31V119H29L30 117L28 116L27 117V115ZM50 114V115H49ZM72 114V115H71ZM88 114H89V116H88ZM123 114V115H122ZM135 114H136V116H135ZM12 115H13V118L15 119V120H13V118H12ZM21 115H23V116H21ZM36 115H37V117H36ZM42 115H43V117H42ZM77 115V116H76ZM87 115V116H86ZM108 115V116H107ZM9 116H10V118H9ZM107 116V117H106ZM119 116V117H118ZM151 117H153L152 115H150ZM156 116V115H155ZM7 117L10 119H8L7 121H6V119H7ZM15 117H17L18 119H16ZM26 117H27V119H26ZM47 117H48V119H47ZM59 118L58 119V121L59 122H61V124L59 123V122H57V123H59V124H56V122H55V120H57V118ZM89 117V118H88ZM133 117H135V121L132 123L131 121H133ZM157 117V116H156ZM20 118V119H19ZM35 118H37V119H35ZM41 118V119H40ZM43 118H45L44 120H43ZM56 118V119H55ZM65 120H64V119ZM75 118V119H74ZM84 118V119H83ZM129 118V119H128ZM139 118V119H138ZM4 119H5V121H4ZM21 119H22V121H21ZM31 120V122L33 123V122H35V124L33 123V124H30V121L29 120ZM47 119V120H46ZM53 119V120H52ZM60 119H62V121H60ZM69 119V120H68ZM88 119H89V121H88ZM117 119V120H116ZM128 119V120H127ZM146 120L144 123H143V120ZM151 121H150V120ZM19 122H18V121ZM25 120V123H23V121ZM27 120V121H26ZM110 120V121H109ZM130 120V121H129ZM12 121V122H11ZM17 121V122H16ZM46 121V122H45ZM73 121V122H72ZM108 121V122H107ZM148 121V123L147 124H149L150 123V125H148L147 126V124H146V122ZM42 122V123H41ZM51 122V124H49ZM81 122H82V124H81ZM95 122V123H94ZM106 122V123H105ZM113 122H114V124H113ZM155 122V121H154ZM8 123V124H7ZM11 123H13V125L11 126ZM17 123V124H16ZM63 123V124H62ZM126 123H128V124H126ZM131 123V124H130ZM139 123V124H138ZM142 123H143V125H145V126H142ZM151 123H152V125H151ZM16 124V125H15ZM21 124V125H20ZM86 124V125H85ZM120 124V125H119ZM5 125V126H4ZM23 125V126H22ZM25 125H26V127H25ZM33 125H34V128H36L35 130H39V127L42 129H40L39 130V134H38V131H37V134H36V131H34V128H32L33 127ZM37 125H39V126H37ZM48 125V126H47ZM55 125V126H54ZM62 125V126H61ZM68 125V126H67ZM74 125H75V127H74ZM82 125V126H81ZM9 126V129L7 128ZM45 126V127H44ZM59 127V129H58V127ZM127 126H128V128H127ZM147 126V127H146ZM1 127H3L2 129H1ZM17 127V128H16ZM31 127V128H30ZM43 127V128H42ZM48 127V128H47ZM11 128H13V129H11ZM45 128H46V130H45ZM52 130H51V129ZM78 128V129H77ZM139 128V129H138ZM142 128V129H141ZM4 129V130H3ZM6 129V130H5ZM8 129V130H7ZM10 129H11V132H10ZM31 129V130H30ZM72 129V130H71ZM87 129V130H86ZM113 129V130H112ZM119 129H120V131H119ZM144 129V130H143ZM1 130H3V132H1ZM14 130V131H13ZM28 130H29V132H28ZM58 130V131H57ZM83 130V131H82ZM8 131V132H7ZM69 131V132H68ZM121 131H122V133H121ZM127 131H129V133L127 134ZM33 134H32V133ZM124 132V133H123ZM139 132V133H138ZM15 133V134H14ZM29 133V134H28ZM53 133H54V135H53ZM58 133V134H57ZM112 133V134H111ZM21 134V135H20ZM32 134V135H31ZM34 134L35 135H38V136H36L35 138H34ZM94 134V135H93ZM106 134V135H105ZM119 134V135H118ZM138 134V135H137ZM18 135H19V137H18ZM26 137H25V136ZM100 135V136H99ZM141 135V136H140ZM144 135V136H143ZM11 136V137H10ZM51 136H52V138H51ZM60 136V137H59ZM67 136V137H66ZM74 136V137H73ZM87 136V137H86ZM102 136H103V138H102ZM114 136V137H113ZM117 136H119V137H117ZM126 136V137H125ZM15 137V138H14ZM18 137V138H17ZM54 137V138H53ZM65 137V138H64ZM80 137V138H79ZM130 137H132V138H130ZM142 138V139H139V138ZM145 139H144V138ZM23 138V139H22ZM30 138H32V139H30ZM43 138V139H42ZM57 138H58V140H57ZM60 138H62V139H60ZM64 138V139H63ZM83 138V139H82ZM89 138V139H88ZM110 138V139H109ZM6 139V140H5ZM29 139V140H28ZM52 139V140H51ZM66 139V140H65ZM105 139V140H104ZM121 139V140H120ZM125 139V140H124ZM135 139V140H134ZM137 139H139V142L137 143V147L138 148H133L134 146H132V144L131 143H134V142H131V141H138ZM112 140V141H111ZM119 140V141H118ZM3 141V142H2ZM13 141V142H12ZM37 141V142H36ZM42 141V142H41ZM55 141V142H54ZM62 141V142H61ZM88 141V142H87ZM103 141V142H102ZM125 141V142H124ZM39 142V143H38ZM74 142V143H73ZM99 142V143H98ZM142 142V143H143ZM38 143V144H37ZM46 143V144H45ZM61 143V144H60ZM64 143V144H63ZM93 143V144H92ZM95 143V144H94ZM104 143V144H103ZM112 143V144H111ZM114 143V144H113ZM130 143V144H129ZM5 144V145H4ZM8 144V145H7ZM12 144H14L15 146H13ZM34 144H36L35 146H34ZM47 144H48V146H47ZM57 144V145H56ZM71 144V145H70ZM89 144H91V145H89ZM103 144V145H102ZM135 144V143H134ZM139 144V146H141V148H142V145H140ZM145 144H146V142H145ZM64 147V149H62V146ZM110 145V146H109ZM131 145V146H130ZM136 145V144H135ZM8 146V147H7ZM31 146V147H30ZM61 146V147H60ZM69 146V147H68ZM94 146V147H93ZM99 146V147H98ZM109 146V147H108ZM144 146L145 145H143V148H144ZM2 147H4V148H2ZM20 147V148H19ZM37 147H39V148H37ZM65 147H66V149L68 150V148H69V150L67 151L66 149H65ZM68 147V148H67ZM72 147V148H71ZM96 147V148H95ZM112 147H113V149H112ZM127 147V148H126ZM129 147V148H128ZM131 147V148H130ZM34 148H36V149H34ZM61 148V149H60ZM73 148H74V151H73ZM101 148V149H100ZM132 148H133V150H132ZM142 148V149H143ZM4 149V150H3ZM15 149V150H14ZM40 149V150H39ZM60 149V150H59ZM78 151H77V150ZM92 151H91V150ZM117 149V150H116ZM137 150L136 152H138L140 155H138V153H134L133 151L134 150ZM17 150V151H16ZM33 152H32V151ZM45 150V151H44ZM47 150V151H46ZM50 150V151H49ZM53 150V151H52ZM58 150V151H57ZM71 150V152H69ZM110 150V151H109ZM127 150H128V152H127ZM20 151V152H19ZM29 151H31V152H29ZM40 151V152H39ZM18 152V153H17ZM25 152V153H24ZM71 153V154H69V153ZM94 152V153H93ZM19 153H21V154H19ZM31 153V154H30ZM57 153H59L58 155H57ZM129 153V154H128ZM132 153V154H131ZM37 154V155H36ZM56 154V155H55ZM69 154V155H68ZM90 154V155H89ZM135 154V155H134ZM3 155V156H2ZM5 155V156H4ZM31 156V158H30V156ZM40 155V156H39ZM43 155V156H42ZM105 155V156H104ZM130 155H131V160L129 159V157H130ZM134 155V156H133ZM143 155V154H142ZM26 156V157H25ZM36 156H38L37 158H36ZM42 156V157H41ZM64 156V157H63ZM69 156V157H68ZM97 156V157H96ZM17 157H18V159H20V161L22 160V162H19V160L17 159ZM22 157V158H21ZM32 157L33 158H36L35 160L36 161H34V159H33V161H34V163L37 165H39L38 166V168L36 167V165L35 164H33V162L31 161V159H32ZM18 160V162L19 163H21V165L23 166L22 168H23V170H22V168L21 167H19V165H17L18 166V168H17V166H15V164H16V159ZM52 158V159H51ZM58 158V159H57ZM88 158V159H87ZM91 158V159H90ZM95 158V159H94ZM114 158V159H113ZM132 158H134V162H135V160H136V163H135V165L134 166H132L133 164H134V162L132 161L133 159ZM23 159H25L26 161H25V163L26 162H28V164H29V162H30V164H31V162H32V164H31V166H32V168H28V167H31L30 166V164L28 165L27 163H26V165L27 166H25V163L23 162L24 160ZM41 159V160H40ZM54 159H57V160H54ZM61 159V160H60ZM90 159V160H89ZM122 159H123V161H122ZM15 160V161H14ZM47 160V161H46ZM50 160V161H49ZM53 160V161H52ZM97 160V161H96ZM41 163H40V162ZM68 161V162H67ZM77 161V162H76ZM102 161V162H101ZM17 162V163H18ZM47 162V163H46ZM53 162V163H52ZM57 162V163H56ZM63 162V163H62ZM104 162V163H103ZM107 162V163H106ZM124 162V163H123ZM99 163L101 164V165H99ZM109 163V164H108ZM132 163V164H131ZM7 164V163H6ZM5 164V165H6ZM24 164V165H23ZM40 164H41V166H40ZM45 164V165H44ZM88 164H89V166H88ZM94 164V165H93ZM20 165V166H21ZM36 167V168H33L34 166ZM116 165V166H115ZM128 165V166H127ZM131 167H130V166ZM25 166V167H24ZM51 166V167H50ZM57 166V167H56ZM59 166V167H58ZM95 166V167H94ZM135 166V167H136ZM17 168V170L19 169V168H21V169H19V171H23L22 173H25V174H23L22 175V173L21 172H19V171H16L15 169ZM70 167V168H69ZM118 167V168H117ZM27 168V169H26ZM73 168V169H72ZM86 168V169H85ZM112 168V169H111ZM115 168H116V170H115ZM1 169V168H0ZM25 169L27 170V172L25 171ZM29 169V170H28ZM32 170V172H31V170ZM35 169V170H34ZM63 169V170H62ZM97 169V170H96ZM126 169L128 170V171H126ZM2 170V171H3ZM15 172H14V171ZM59 170V171H58ZM125 170V171H124ZM130 170V171H129ZM34 171V172H33ZM36 171H38V172H36ZM53 171V173H51ZM94 171V173H92ZM114 171V172H113ZM127 172L126 174H124V172ZM44 172V173H43ZM65 173V174H67L66 176H65V174H63V173ZM86 172V173H85ZM112 172V173H111ZM116 172H120L119 174L118 173H116ZM3 173V174H2ZM5 173V174H4ZM15 173H17V174H15ZM19 173V174H18ZM32 173V175H30V174ZM62 175H61V174ZM89 173V174H88ZM33 174H35V175H33ZM37 174V175H36ZM40 174V175H39ZM44 175V177H43V175ZM59 174V175H58ZM95 174V175H94ZM123 174V175H122ZM16 175H17V177H16ZM19 175H22V177L21 176H19ZM30 175V176H29ZM39 175V176H38ZM52 175V176H51ZM106 175V176H105ZM130 175L131 176H129V177H131V179H132V176H133V174L132 173H130ZM0 176V177H1ZM23 176H26V177H23ZM38 176V177H37ZM69 176H70V178H69ZM92 176V177H91ZM121 176H123V177H121ZM9 177V178H8ZM29 177H31V178H36V180H38V178H40L41 179V183H43V186H42V184H40L41 185V187H39V190L41 191V192H43V190L45 189V191H44V199L46 200V198H45V194L48 192L47 191V189L49 190V191H52V192H54V193H52L51 194V192H49V193H47V195H49V196H47V197H49V199H48V201L49 202H51V204H50V206L48 205V209H46V213H47V215H46V213H45V209L41 212V211H38V210H40L41 209V207H40V209H38L37 207V209L36 210H34L33 211V209H34V205H35V203H33L34 205V207L33 208H31L30 206V208L28 207V206H25V204H24V206H25V209H26V212L23 210L24 209V206H23V204H22V208L23 209H20L21 208V204L20 203H24V199H25V196H28L27 194V191H26V195L25 196H22V198H20L21 196H19V194H22V192H21V190H20V188H25L26 187V189L25 190H28L27 189V187L28 186H30V190H28V191H32L31 190V187H34V186H32V183H31V181H33V179H31L30 180V178ZM60 177V178H59ZM63 177H64V180H66V178L65 177H67V180L66 181H64L63 180ZM75 177V179H73ZM119 177V178H118ZM120 177L123 179V180H121L120 179ZM128 177V179L130 180V178ZM14 178V179H13ZM23 178H26V179H23ZM62 178V179H61ZM86 178H88V179H86ZM90 178V179H89ZM96 179V180H94V179ZM127 178V177H126ZM14 180L13 182H11L12 180ZM22 179V180H21ZM40 179L38 180V182H40ZM52 179V180H51ZM59 179V180H58ZM61 179V180H60ZM20 180V181H19ZM25 180V181H24ZM34 181L35 183H37V181ZM47 180V181H46ZM50 180V181H49ZM57 180V181H56ZM98 180V181H97ZM118 180H119V182H118ZM29 181L30 183H28V184H26L27 182ZM72 181V182H71ZM74 181H75V183H74ZM79 181H80V183H79ZM93 181V182H92ZM96 181V182H95ZM109 181V182H108ZM122 181H124L122 184H124L123 186H122V188H120L121 187V185H119L120 184V182H122ZM131 181V180H130ZM20 182H22V183H20ZM50 182V183H49ZM53 182V183H52ZM62 182H64V184L62 183ZM68 182V183H67ZM99 182V183H98ZM101 182V183H100ZM9 183V184H8ZM79 183V184H78ZM5 185L4 187H3V185ZM14 185L15 187H16V189H17V191L19 192V194L17 195L16 193H18L17 191H16V189H14L15 187L14 186H9L8 187V185ZM24 184H26V185H24ZM38 183L36 184L37 185V187H38V185H39ZM44 184H45V186H44ZM77 184V185H76ZM102 184V185H101ZM116 184H118V188H117V186L116 187H113V186H115ZM21 185H23V186H21ZM34 185V184H33ZM39 185V186H40ZM46 185H48V187L46 186ZM51 185V186H50ZM57 185V186H56ZM73 185V186H72ZM84 185L86 186V187H84ZM100 186V187H97V186ZM127 185V186H126ZM108 186V187H107ZM126 186V187H125ZM5 187H7V189H5ZM14 187V188H13ZM20 187V188H19ZM43 187V189H40V188H42ZM45 187V188H44ZM55 187V188H54ZM101 187H102V189H101ZM11 189V190H13L12 192H11V190L9 191L8 189ZM35 188V187H34ZM52 190H51V189ZM58 188V189H57ZM72 188V189H71ZM113 188H115V189H113ZM4 189V190H3ZM89 189V190H88ZM95 189V190H94ZM98 189H100V190H98ZM103 189H105V190H103ZM120 189V192L119 191H117V190H119ZM122 189V190H121ZM125 189L123 190V191H125ZM7 192H6V191ZM23 190V189H22ZM87 190L89 191V192H87ZM94 190V191H93ZM113 190H115L114 191V193H116V191H117V195L115 194V196H114V194L112 193V191ZM9 191V192H8ZM15 191V192H14ZM36 191V190H35ZM34 190H33V193H31V194H34V193H36ZM37 191H38V189H37ZM40 191H38L37 193H41ZM47 191V192H46ZM56 191V192H55ZM79 191L81 192V196H82V198H81V196H80V193H79ZM103 191H106V193H108V194H106L105 192H102ZM4 192H6V193H4ZM46 192V193H45ZM58 192V193H57ZM64 192V193H63ZM84 193V195H83V193ZM3 193V194H2ZM8 193H12V197H11V195L10 194H8ZM13 193H15V194H13ZM57 193V194H56ZM59 193H61V194H59ZM65 195V194H67V195H63V194ZM85 193H88V194H85ZM92 193V194H91ZM93 193H95V195H93ZM110 193H112L113 195H110ZM2 194V195H1ZM9 196L10 195V197H8L9 199H11L9 202H8V198H7V195ZM25 194V192L22 194V195H24ZM103 194H105V195H103ZM61 195V197H58V196H60ZM63 195V196H62ZM74 197H73V196ZM99 195V196H98ZM101 195H103V197H102V199L100 198L99 199V197L101 196ZM108 195H109V197H108ZM4 196V197H3ZM14 196V197H13ZM17 196L19 197V198H17ZM30 196V195H29ZM28 196V197H29ZM39 197H40V195H38ZM42 196V195H41ZM52 196V197H51ZM53 196H54V201H53ZM77 196V197H76ZM97 196V197H96ZM106 196V197H105ZM8 199H6V198ZM31 197H32V195H31ZM58 197V198H57ZM62 197H63V199H64V201H62ZM85 197V198H84ZM110 197H112V198H110ZM115 197V198H114ZM2 198H5V199H3L2 200ZM35 198V197H34ZM36 198H38V197H36ZM42 198V197H41ZM52 198V199H51ZM60 198H61V200H60ZM80 198V199H79ZM93 198V199H92ZM96 198V199H95ZM104 198H106L107 199V203L105 202V199ZM14 199H16V200H14ZM18 199V200H17ZM21 201H20V200ZM29 199V198H28ZM38 199H40V198H38ZM43 199V198H42ZM57 199H58V201H57ZM66 199V200H65ZM75 199V200H74ZM78 201H77V200ZM83 200V201H80V200ZM99 199V200H98ZM13 200V201H12ZM30 200V199H29ZM31 200H34V199H31ZM67 200H71V201H67ZM91 200V201H90ZM92 200H95V201H93L94 203L93 204H91V202H92ZM100 200H101V202H100ZM113 202H112V201ZM16 201V202H15ZM19 201V202H18ZM35 201H36V199H35ZM34 201V202H35ZM42 201V200H41ZM41 201H39L40 202V206H44V200L42 201L43 203H41ZM47 201V200H46ZM52 201L53 202H55L54 204L52 203ZM74 201L76 202V203H74ZM96 201H98V202H96ZM103 201H104V203L105 204H107V205H103ZM111 201V202H110ZM5 202V203H4ZM13 202H15L13 205H12V203ZM26 202H29V201H26ZM33 202V201H32ZM39 202H38V204H39ZM49 202L47 203V204H49ZM57 202V203H56ZM63 203V205H62V203ZM71 202H73V203H71ZM81 204H80V203ZM83 202V203H82ZM85 202H87V204L85 205ZM109 202V203H108ZM18 205H17V204ZM58 203H60V204H58ZM66 203V204H65ZM71 203V204H70ZM77 203H79L78 205H77ZM88 203H90L89 204V206H88ZM96 203H98V205L101 203L102 205H99V207H101L102 206V208H96ZM16 204V205H15ZM37 204V203H36ZM53 204V205H52ZM65 204V205H64ZM67 204H69V206L67 205ZM75 204V205H74ZM95 204V205H94ZM20 205V207H16V206H19ZM29 205V204H28ZM57 205L58 206H61V208L60 207H57ZM79 205H80V207H81V210H80V208H78L79 207ZM109 205V206H108ZM11 206V207H10ZM12 206H14V207H12ZM32 206V205H31ZM37 206H39V205H37ZM45 206H47L46 204H45ZM54 206H56L57 207V209L56 210H54L55 208H54ZM68 206V207H67ZM84 206V207H83ZM105 206H108L107 208H103V207H105ZM51 207V210L49 209ZM64 209H63V208ZM65 207H67V208H65ZM77 207V208H76ZM93 207V208H92ZM11 208V209H10ZM16 208H18V209H15ZM59 208L62 210V214H64L65 215V217H64V215H62L61 214V216H60V213H61V211H60V213L58 214V212H59ZM71 208H74L73 210L74 211H76V213L71 209ZM84 208H87V210L86 211H88V213H89V211H91V209H92V212L94 211V210H96L97 212H98V210H99V213L98 214H96L97 212H93L94 214H96V215H101L100 217H98V216H94V219L92 218L93 217V215H90V213H89V216H92L91 218H92V220H90V218H88L89 216L87 215L88 213L87 212H85V210H84ZM95 208V209H94ZM9 209H10V212H9ZM43 209V208H42ZM71 209V210H70ZM76 209V210H75ZM94 209V210H93ZM102 209L104 210V212L102 213L101 211H102ZM105 209H106V211H105ZM12 210H14V211H12ZM18 210H21L20 212L18 211ZM23 210V211H22ZM27 210H29V211H27ZM66 210V211H65ZM7 211V212H6ZM17 211V212H16ZM32 211H33V214H32ZM48 211H50L51 213H55L54 215H52L51 216V214H50V212H48ZM58 211V212H57ZM63 211H64V213H63ZM71 211V212H70ZM81 211V212H80ZM9 212V213H8ZM11 212H13L14 214H15V216H13L12 214H11ZM24 212V213H23ZM29 212V213H28ZM69 214H68V213ZM74 212V214H72ZM78 212H79V214L81 215L80 216V218H78L79 217V214H78ZM91 212V214H93ZM18 213V214H17ZM19 213H21V214H19ZM27 213V214H26ZM31 213V214H30ZM36 213V214H35ZM48 213H49V216H48ZM22 214H24V215H26V217L25 218H23L24 217V215L22 216ZM30 214V215H29ZM44 214L46 215V216H44ZM69 216H67V215ZM77 214V215H76ZM107 214V212L104 214V215H106ZM8 215V216H7ZM17 215V216H16ZM43 215V216H42ZM57 215H58V219H57ZM71 215V216H70ZM76 215V216H75ZM88 217H87V216ZM9 217L8 219H6V217ZM30 218H29V217ZM35 216V217H34ZM60 216V217H59ZM21 217V218H20ZM37 217H40V218H38L37 219ZM41 217H43V218H41ZM46 217V218H45ZM48 217L50 218V219H48ZM53 217H55V218H53ZM61 217H62V220H61ZM64 217V218H63ZM72 217V218H71ZM76 219H75V218ZM84 217V218H83ZM85 217H87V220L89 219V221H86L85 219ZM97 217V218H96ZM23 218V219H22ZM27 218V219H26ZM68 218V219H67ZM72 219V220H70V219ZM96 218V219H95ZM102 218V219H101ZM3 219H6L5 221H3ZM19 219V220H18ZM26 219V220H25ZM32 220V219H34V220H32V222L34 223H32L31 221H29V220ZM51 219H53V221L54 222H52V220ZM56 219V220H55ZM66 219H67V221H66ZM13 220H14V222H15V224L16 225H14V223H13ZM15 220H17V221H15ZM22 220V222H23V224H20V221ZM36 220V221H35ZM43 220V221H42ZM58 220V221H57ZM61 220V221H60ZM69 220V221H68ZM84 220V222L86 223V225H85V223L84 222H82ZM98 222H97V221ZM7 221V222H6ZM10 221H12V222H10ZM27 221V224L28 223H30L31 222V224H33L32 225V227H31V224H26L25 225V222ZM37 221H39V223H41V224H39V223H37ZM45 221H47L46 223H44ZM49 221V222H48ZM59 221H60V223H59ZM75 221H78V222H76L75 223ZM81 223H80V222ZM91 221V222H90ZM92 221H93V223H92ZM9 222H10V224H9ZM45 224H43V223ZM63 222V223H62ZM88 222H90V223H92L93 225L92 226H94V227H92L91 226V224L90 223H88ZM95 222V223H94ZM50 223V224H49ZM55 223L57 224V228L58 229H56V227H54V225H55ZM59 223V224H58ZM63 224L64 226H65V230H64V228H63V225H60V224ZM65 223V224H64ZM72 223V224H71ZM73 223H75V224H73ZM79 223V224H78ZM88 223V224H87ZM2 224H3V226H2ZM6 224H8V225H6ZM38 226H37V225ZM67 224V225H66ZM90 224V226L89 227H87L88 225ZM6 225V226H5ZM21 225V226H20ZM22 225H23V227L24 228H26L25 226H27V228L26 229H24V228H22ZM43 226V227H41V226ZM49 225H50V228H49ZM58 225H60V226H58ZM71 226V227H66V226ZM73 225V226H72ZM79 225H84V226H79ZM2 226V227H1ZM5 226V227H4ZM8 226V228L7 229H5L6 227ZM11 226V227H12ZM36 226V227H35ZM40 226V227H39ZM45 226V227H44ZM52 226H53V228H52ZM56 226V225H55ZM76 226H78V228L76 227ZM30 227L31 228H33V230L31 229L30 230ZM37 228V229H35V228ZM39 227V228H38ZM60 227V228H59ZM62 227V228H61ZM74 227V228H73ZM79 227H80V229H79ZM85 227H87V228H85ZM20 228V229H19ZM41 228H43V229H41ZM45 228V229H44ZM72 228V229H71ZM90 228L92 229V231L90 230ZM4 229V230H3ZM11 229V230H12ZM48 229V230H47ZM53 229H54V232H53ZM61 231H66L67 233H65L64 232V234H63V232H61ZM75 229V230H74ZM79 229V231H78V233L76 232L77 230ZM88 229V230H87ZM94 229V230H93ZM25 230H27V231H25ZM34 230H36V231H34ZM37 230H38V232H37ZM40 230V231H39ZM42 230H43V232L44 233H42ZM46 230V231H45ZM50 230V231H49ZM84 230V231H83ZM86 230H87V233H86ZM29 231H31V232H29ZM34 231V232H33ZM58 231H60L59 233L62 235H56L57 234V232ZM71 232V233H69V232ZM81 231H83V232H81ZM91 231V232H90ZM12 232V231H11ZM37 232V233H36ZM41 232V233H40ZM49 232H50V235H52V234H54L56 237L54 238L55 240H57V239H59V238H63V239H59V240H62V243H64V242H66L67 240L69 241V243L68 242H66L67 243V245L68 244H70V239L72 238V241H71V243L73 244V248H74V250H73V248H72V246H71V244L70 245H68L67 247H68V249H67V247L66 246H64V247H61V241H59V243L61 244H59V246L60 247H58L59 249L56 251V249H57V246H58V244H56L57 242H55V240H54V243L52 242V241H50V240H48V241H46V238H49V236L47 237V235L49 234ZM74 232H76V233H74ZM6 233V232H5ZM19 233V232H18ZM29 233H31V234H29ZM40 233V238L38 237L39 234ZM46 233V235H44ZM52 233V234H51ZM68 233L70 234V235H72L73 237H75V236H77L76 238H73V237H71L70 238V236L68 235ZM73 233V234H72ZM80 233H83L82 235H80ZM90 233V234H89ZM7 234V233H6ZM5 234V235H6ZM13 235H16V237L19 239L20 237V235L19 234H21V233H19L18 235H17V233H12ZM12 234L10 235V233L8 234L9 235V237L7 238V240H5L4 238V242L7 244V246H8V241H9V243H12V242H10V240L9 239H11L10 238V236H12ZM28 234V235H27ZM35 236H34V235ZM44 235V236H42V235ZM68 235V236H66V235ZM76 234V235H75ZM89 234V236H87ZM64 235V236H63ZM75 235V236H74ZM82 237V236H85L84 237V239H86V240H83V238H81V240L79 239L80 238V236ZM59 236V237H58ZM66 236V237H65ZM78 236H79V238H78ZM87 236V237H86ZM0 237H1V235H0ZM6 237V236H5ZM35 237H36V239H35ZM52 238H53V235L51 236ZM50 237V238H51ZM64 237L67 239V240H65L64 239ZM68 237H69V239H68ZM14 238H15V236H14ZM32 238V239H31ZM49 238V239H50ZM57 238V239H56ZM17 239V240H18ZM34 239V240H33ZM73 239H77V240H73ZM78 239H79V243L77 242L78 241ZM12 240H14V239H12ZM31 240H33V241H36L37 243L35 244V242H33L32 241V243H34L35 245H37L36 247H37V251L36 252H34L33 250L35 249V245L33 244V247H34V249L32 248V244H31ZM65 240V241H64ZM82 240H83V242H82ZM7 241V242H6ZM27 241V240H26ZM25 241V242H26ZM64 241V242H63ZM88 241V240H87ZM86 241V242H87ZM15 241H13V243H14ZM15 242V243H16ZM47 242V243H46ZM52 242V244H50ZM73 242H75V243H78L77 245H74V243ZM3 243V242H2ZM5 243L3 244V245H5ZM40 243V242H39ZM1 244V243H0ZM2 245V244H1ZM11 245V244H10ZM22 245V244H21ZM40 245V244H39ZM51 245H53V246H51ZM54 245H57V246H54ZM66 245V244H65ZM7 246H4V250H5V247L7 248ZM23 246H21L22 248H16V249H23ZM69 246H71V247H69ZM83 246H84V244H83ZM12 247V246H11ZM38 247H39V249H38ZM53 247H54V249H53ZM55 247H56V249H55ZM66 247V248H65ZM33 250H32V249ZM41 248H42V245H41ZM83 248V247H82ZM2 249V248H1ZM8 249V248H7ZM6 249V250H7ZM62 249H65V250H63V251H71L70 249H72L73 250V252H68L69 254H64L63 253V251H62ZM67 249V250H66ZM13 250V249H12ZM11 250V251H12ZM30 250V251H29ZM54 250V251H53ZM80 251H81V248L79 249ZM41 251V252H40ZM52 251L54 252V254L52 253ZM80 251H77V252H80ZM15 252H16V250H15ZM34 252V253H33ZM56 252H58V254L56 253ZM61 252H62V254H64L63 256H62V254H61ZM77 252H76V254L74 253V254H72L75 258H76V255H77ZM2 253V252H1ZM4 253V252H3ZM2 253V254H3ZM9 253H11V252H9ZM14 253V252H13ZM13 253H12V255H13ZM19 253H20V251H19ZM18 253V251L15 253V255L16 254H19ZM25 253V254H24ZM1 254V255H2ZM24 254V255H23ZM61 254V256H56V255H60ZM5 255H6V252H5ZM41 255V254H40ZM39 255V256H40ZM19 256V255H18ZM42 256V255H41ZM54 256V257H53ZM29 257H31V256H29ZM61 257V258H60ZM2 258H3V256L1 257V260H2ZM8 258H10V257H8ZM54 258V259H53ZM75 258H73L72 257V259H75ZM56 259V260H55ZM69 258H67L66 259V261H67V264L71 261L70 259L68 260ZM0 260V261H1ZM3 260H6V257L5 258H3ZM9 260V259H8ZM64 261V260H63ZM66 261H64V262H66ZM69 261V262H68ZM3 262V261H2ZM1 262V263H2ZM6 262V261H5ZM5 262H3V263H5ZM19 262V264H21ZM28 262V263H27ZM54 262V263H53ZM58 262V263H57ZM59 260L58 261H56V263L57 264H59ZM63 262V263H64ZM74 262V261H73ZM0 263V264H1ZM17 263V262H16ZM61 264H62V261L60 262ZM9 264V263H8ZM11 264V263H10ZM51 264V263H50ZM66 264V263H65ZM70 264H72L71 262H70Z\"/></svg>","mask_w":264,"mask_h":264}]
</instances>
